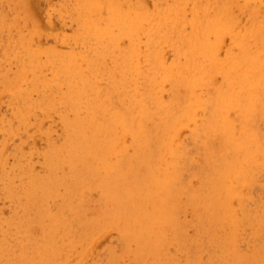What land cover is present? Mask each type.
Returning a JSON list of instances; mask_svg holds the SVG:
<instances>
[{
	"label": "rangeland",
	"instance_id": "obj_1",
	"mask_svg": "<svg viewBox=\"0 0 264 264\" xmlns=\"http://www.w3.org/2000/svg\"><path fill=\"white\" fill-rule=\"evenodd\" d=\"M119 1H121V2H119ZM111 2L114 3V4L112 3L113 5L117 6L116 8H120L119 4H121V6H123V7H121V10L118 9L116 12H113V10L115 8L112 10L113 7H111V6H113V5L112 4L110 5ZM115 2H117V4H115ZM109 5H110V7H109ZM257 6H258V4L256 5V3L252 2V1H248V0H244V1H242V0H229V1L228 0H0V156L2 157L0 159V215L2 214L0 216V221H1L0 222V234H1L0 235V240H4V241H1L0 245L1 244L2 245L4 244V246L6 245L4 247L5 251H4V249H2V250L0 249V250L2 252L4 251L5 253L8 252L6 250H8V249L10 250V252L7 253V255L8 254L10 255V257L7 256V255H3L2 252L0 253V257H1L0 258V264H5L4 262H6V261L7 262L9 261L10 264H15V263L17 264V262H19L18 259H20L22 257V255H23V257H25L26 255H29L30 258H31V260H29L30 259L29 258L27 261L24 260L25 258H22L24 260V262H25L24 263V262H22L23 260H21L22 264H28V261H29V264H31V263L41 264L40 261L42 259L40 258V254H39V256L37 254L39 249L36 250L37 252L33 251V253H32L31 251L33 249H35V246H37L38 243H40V241L42 240L41 238H43V235H42L43 232H41V231H43L42 230L43 228H46V226L44 227V225H47V228H48V226L51 227L52 225L56 224V222H57L56 220H59V222H57L56 225L61 223L59 228L63 226L62 221H64L63 223H65V220L67 222V225H68V223L70 225L72 224L71 225V229H70L72 231V233L73 232L75 233V231H73V229H74V230H76L78 232L77 234L85 231V233H87L86 235H88L90 232H92L93 235H97V237H95V236L93 238L91 237L90 241L88 240L89 242H93V243H89L87 248H86V245L84 244V242H82V244L85 245V247L83 248L85 253L84 252L83 253L80 252V253H82V254H80L78 252L77 254H78L79 257H77V258L75 257L74 258V255L76 254V251H77V250L74 251V249H79L80 247H82V246H80L81 244H79V245H77L75 247L76 239L78 238V237H76L77 234L76 233L74 234V237H76L75 245H74L73 244L74 241L72 240V237H71L72 234H71L70 231L69 232H70L71 235L70 234L67 235L66 233L65 234L61 233V235H65L64 236L65 238L66 237L68 238V236H70L71 238L70 237L69 238L73 241L72 242V241H70L68 239H65L66 242L67 241L68 242L70 241L69 243L72 242L71 244L73 245L72 247L74 248V249L73 248L72 249L75 252L72 255L73 257L70 258V261H69L68 264H70V263L74 264V262H76V261L77 262L75 264H78L82 260L83 256H84V258H86V262L87 263L85 262V260H82L83 262L81 261L80 262L81 264H84V263L85 264H88V263L89 264H91V263H93V264H104L105 262H106L105 264H112L111 262H113V260H114V262H116L117 260L116 259H112L111 257L116 256L118 253H119V256L117 255L118 258L116 256V258L118 259L117 264L125 263L128 259L129 260L127 261L128 262L127 264H142L144 262L143 261L144 257H141V256H144V255L142 254V251H141V253H139V252H140V250L143 249L142 247H144V245H140V242H138V241H137V244L138 243L139 244L138 245L136 244V245L139 246V247L141 246L140 248H142V249H140L139 247H136L135 245H132L133 243H135V241L134 242L132 241V240H134V238L132 240H130L129 238L131 236H129V238L127 236H128V233L131 230H133L132 228H134V227H132L131 224H127L126 222H125L126 223L125 225H124V222H122V223H120V222L122 221L121 218L125 219L124 215H126V216L129 215L128 213H130L131 216H129V217H131V218L127 217V219H125V220H128V219L131 220L132 218L135 217L134 213L131 212L132 211V207H131V210H130V206L129 205L132 204V203H130L131 200H132V202H135V203L137 202V200L135 198L134 199H130V198L138 197L137 195L141 194L139 192H144L143 188H145V187L143 186V184L145 182H149L148 180H146L147 176H144V175L146 174L145 171H147V167L150 164L151 160H153V162H154V160L156 159L157 153H158L157 152L158 146H157V149H156V147L154 145V144H156L157 134H158V136H160L159 132H160L161 129H158V128L163 127L160 124L164 125V123L165 124L168 123L170 121V120H168L169 118L174 119L175 124H173L172 122L171 123L173 125H175L176 127H177V125L179 126V123L181 124V122L186 123V124L183 125V126L186 125L185 126L186 128L184 127V129H183L182 128L183 126H179L178 127L179 129L177 131V134L180 133V131L182 130L181 131L182 135L178 134L179 137H178V135L176 136V138H175L176 139L175 140L176 143L173 144L175 146L179 142L178 143L179 147H182V146H180V144L181 145L184 144L185 149H184V147H183V149L182 148H178V149H181L182 151L185 150L186 152L185 151L184 152H185L186 156H183L184 152H182V151H181L182 154L176 153L177 151H175L176 157H177V159H176L177 161L174 159L175 162L174 161L173 162L175 164H177L176 162H178L179 159L181 158L180 161L182 160L181 161L182 165L180 163H178V165H179L178 169L176 168L178 166H176L175 164H173V165H174V172L177 169V172L180 173L184 169L183 172H182L183 174L180 175V178H179V175H178L179 173L175 172L177 174L176 176H178V179H177L178 181H176V180L175 181H176V186H177V183H179L181 185V188H183V189L185 188L184 190L186 191L187 195H185L186 194L185 191L183 192V189H181L180 186L178 185L177 189H179V191L176 194L173 192L174 195L171 198V203H170V198L166 202L167 206L170 203V207H168V208H169V211H171V212L169 213V211L167 210V206H165V207H166V211H168L167 213L171 214V215L174 213L172 210H175V213H174L175 216L173 215L172 218H174L175 220L176 219L179 220V222L181 224H184L185 222L186 223L184 225H181L179 222H177V225L179 226L178 227L176 225V223H175L177 220L176 221L173 220V222H174V225H173V228H172L173 230L169 226V228L166 231V234H168L167 236L169 237V235H170L169 232L170 231H171V233H172V231L174 232L175 231L174 230V226H177L178 229H176L177 227L175 228L177 230V234L175 233L177 236L174 235V233L171 234V236L174 235V237L175 236L177 237V238L175 237L176 238L175 243H174V240H172V237L171 238L169 237L170 238V240H169V239H167L168 237L166 236L167 238L163 239L164 242H163V240L161 241L164 244L160 243V246H158L159 248L161 247L160 249H161L162 252L164 250L163 247L168 251L167 252V251L164 250L163 253H164V255H167L169 253L168 255H169L170 259H169L168 256H166V258H164V255L161 254L162 252L160 250L159 251L161 253L159 252L158 254L161 255V256L163 255L162 258H163L164 261H167V263L169 262L168 260H171V257H172V260L168 264H171V263L175 264V262H176V264H184V262L185 263L186 262L187 263L190 262L189 264H193L192 261L195 262V258L197 259V256H194V254L198 255L199 252H200L199 255H201V258H202V259L199 260V263L204 259V256H205V258L207 257V259H208L209 253H210V255H209L210 257L213 256V255L215 256V252L216 251H217L216 257L220 255V253L218 254L219 251H221L222 253H224L226 255L229 254V252H227V250H225L226 253L223 252L224 249L221 248L222 245H223L222 244L223 242L222 243L220 242L221 239H220V241H218L219 240L218 239L219 235H217V234H219V231L222 234L226 230H224L222 227L221 228L219 227L220 229H218V231L216 232V235H217L216 236L214 234L215 230H217L216 229V227H217L216 224L212 225L211 223H214V221L213 220L211 221V220L207 219V216H209L211 214L206 209H205L204 212L202 211V209H204V207H205V204H204V207H203V205L202 206L200 205L201 206L200 207L199 205L194 204L191 201L192 200L191 198L188 199V195L191 192H193V191H194L193 193L200 192L201 189L205 186V183L207 185V182H206L207 179L205 181L204 178H207L212 173L211 170L213 171L216 168L218 169V167L216 165H213V163L217 164L216 162H219V161L222 160L221 158L224 156V153L228 150V148H233V144L232 143H227L226 141H224V138H226V136L228 137V135H229V136H231L233 138L234 137L236 138V137H239L240 135H242L244 133V131L245 132L248 131V133L251 132V135L256 140H257V138L259 136H261V137L258 138L257 141L256 140L255 141H256V143H258V141H260L259 144L264 145V143H262L263 141H261L262 139H264V127H263L264 126V82H263L264 81V78H263L264 77V72H263L264 71L263 70L264 69V63H263V65L251 66L253 64L252 59H251V55L253 53L258 54V51H260L261 53H264V15H263L264 14V6H261V5H259V7H257ZM108 7L111 8L112 11H110V10L108 11ZM124 7H125V9L130 7L129 8L130 10L127 9L128 12H125V10H122V8L124 9ZM134 8L137 11L146 12L145 13L146 17L149 16V18H147V20L148 19L152 20V21H147L146 20L147 22L146 21L144 22V20H143V24H146V25H143V29L145 30V32L143 34L145 36H142L143 35L142 34L143 29L138 35L139 36V38H138V42H139L138 46L140 47V48H138L139 49V58L141 56L140 54L143 53L141 58L144 55H146L144 58H142V60L146 59V61H147V62L144 61V60L142 61L140 59L139 65L143 64L141 66L143 69H141V67H140L139 71H137V72L139 73L141 71L140 72L141 74H139V77H141V75L143 77L139 78V82L138 83H136V80H137L136 78L138 77V73L135 72L136 76L134 75V77H133L134 78V82H135L134 83L135 89L136 88L139 89L138 91L136 89V91H137L138 95L141 96V100L142 101L145 100V102L143 101V103L146 104L145 106H144V104H141V102H142L141 100L139 101L138 99H134L133 97H132L133 98L132 99L130 97V95H132V92H133L132 91L133 86L128 88V86L126 87V85L122 84V81H123V79H122L123 76L121 74V69H123L122 61H124L123 60L124 55L127 54V51L125 52L124 50L127 49L128 44L126 45L125 48L122 47V43H121L122 37L120 36V33H119L121 31V30L119 31V28L120 27L122 28V26H119V27L116 26L118 29L115 27V22L117 23V22L120 21L119 17H116V16L122 17V14H124V13L127 14L129 12H130L129 15L133 16L134 13L137 12ZM131 9H134L135 12H134V10L132 12ZM118 11H120V12H118ZM107 12H111V13H107ZM112 12L114 13V15L113 16H109V14H111V15L113 14ZM147 12L149 13V15L147 14ZM86 13H87V15H86ZM116 13L117 14L121 13V14L120 15H115ZM131 13H132V15H131ZM129 15H123V16L128 17ZM163 15H169V16L168 17H163ZM251 15H252V17H251ZM257 15H258V17H257ZM83 16H84V18L86 16V18L84 19ZM106 16H107L108 19L106 18ZM254 16H256L255 19H254ZM111 17L112 18L114 17L112 22L110 20ZM213 18L221 19V20H223V24L225 23V25L220 28L218 33H217V31H214V30L209 31V30L206 29L207 25L210 23V21ZM94 19H95V21L93 22ZM118 19H119V21H118ZM163 19H165V20H163ZM88 20L90 22L92 20V22L94 23V26H93V23L91 25H89L90 29H89L88 24H87ZM108 20H109V23H108ZM114 20H115V22H114ZM153 21H155L156 25L154 24ZM238 21H239V24H238ZM160 22H161V24H160ZM104 23H106V24L103 25ZM150 23H153V24L150 26ZM84 24L86 25V27H85ZM95 24H99L98 28H97V25H96V29L94 28ZM100 24L105 26V27L109 25L110 26L109 31H111V32L107 31L108 28L106 29V32H105L104 31L105 27H103V26L101 27ZM117 24H119V23H117ZM127 24H128V22H127ZM121 25H122V23H121ZM158 25H159L160 28H157ZM92 26L94 28V30L92 28V30L94 32H91V27ZM112 26H113V28H112ZM128 26H129V24H128ZM148 27L149 28L153 27V29H151L152 32H151V30L148 29ZM145 28H147L148 30L145 29ZM232 28H234V29H232ZM240 28H242V29H240ZM261 28H262V30H261ZM86 29H89V30H86ZM101 29H104V30H101ZM111 29H114L113 32L114 31H118L117 34L115 32V36L117 35V37L119 36V38L121 37V39H118L117 37H115V39H114L113 38L114 35H112V36L108 35L109 33H113ZM161 29H162V32H161ZM223 29H226V30H223ZM95 30L97 31V33L95 32ZM86 31H87V34H86ZM98 31H100V32H98ZM103 31L105 32L104 33L105 38H104V35H102ZM148 31H150V33ZM223 31H225V32H223ZM230 32L233 35H231ZM84 33H85V35H84ZM151 33L154 34L153 36H151V38L149 37L150 38L149 41L151 43V44L150 43L149 44L152 45V46L147 44L149 46L147 48L146 43H148V42H146V40H145L144 42H146V43H143L142 41L144 39L148 40V38H146V36L147 35L150 36L149 34H151ZM140 34H141V37H140ZM229 34H230V36H229ZM21 35H23V37ZM98 35H100V36L102 35V37H99ZM205 35H206V39H204ZM217 36L219 37V39H218ZM221 36H222V38H221ZM243 37H245V38H243ZM21 38L23 40H21ZM153 38H155V39H153ZM234 38H236V39H234ZM152 39L154 41H152ZM140 40H141V42H140ZM156 40H158V41H156ZM208 40L210 41L212 47H210L211 45H209L210 43H208ZM153 42H155L156 44L154 45ZM233 42H235V43H233ZM91 43H92V45H91ZM214 43L215 44L218 43V45H219V46L218 45L216 46L218 51H216L215 53L213 52V50L215 51V49H212V48H214V45H213ZM236 43H238L237 46H236ZM163 44H165V45H163ZM206 44L209 45V46H207ZM113 45H114V47H112ZM202 45L205 47V49H204V47H202ZM144 46H145L146 49L144 48ZM223 46H224V48H220V47H223ZM155 48H158V51H157L158 53H156V54H155ZM140 49L141 50L145 49V51L148 49V52L146 51L147 54H146V52H141ZM149 49H151V50H149ZM72 50L75 51V53ZM174 50H176V53H175ZM204 51L206 53H204ZM166 52H167V54H166ZM76 53H77L78 56L76 55ZM172 53H173V55H172ZM67 54L68 55L71 54V55H69V57H68ZM163 54L166 56V58H165V56ZM116 55H117V57H116ZM147 55H149V58H148ZM72 56H73L74 60H72ZM76 56H77V58H76ZM152 56H154L155 58L153 57L154 58L153 59ZM63 57H65V58H63ZM86 57H87L88 61H87ZM160 57H162L161 60L163 59L164 60L163 63H165V64L162 63V65H160V67L162 66L161 68H159V67L156 68L159 65ZM176 57H177L178 60L176 59ZM76 59H79V60L81 59V60H80V62H79V60H77L78 61L77 62ZM89 59L91 60V62H90ZM148 59H149V61H148ZM169 59H170V61H169ZM70 60H72V63L75 66L72 65V64H71V66L69 65L70 63H68V61H70ZM165 60L166 61L168 60L167 64H166ZM172 60L175 62V64H174V62H172ZM145 62L148 63L147 65H149V66L153 63V67L151 65V69H153V70H151V69L149 70V68H150L149 66L145 67L146 66V65H144ZM157 62H158V65H157ZM88 63H89V65L90 64L91 65L90 66L87 65ZM80 64H83L82 68H84L85 71L81 68ZM214 65H215V67H214ZM78 66H79V69H77ZM86 66H88V67L86 68ZM217 66H220L221 70ZM67 67H68V69H67ZM63 68H65V70ZM80 68H81V70H80ZM88 68H90V73L88 71ZM172 68H174L173 71H172ZM32 69L35 72H33ZM71 69L74 72L73 71L69 72ZM74 69H76V70H74ZM165 69L169 70L170 73H169V76H166L165 79H163L162 76H161V73L163 74V72L161 70L164 71ZM67 70H69V71H67ZM78 70H80V71L83 70L82 71L83 74L80 71L78 72ZM91 70H92V72H91ZM93 70L94 71L97 70V71L93 72ZM145 70H146V73H145ZM158 70H160L159 73H157V74H159V76L161 77L160 78L161 79V83H160V79L158 81V77L159 76L157 74H155ZM63 71H66L68 74L65 75L66 73L63 72ZM154 71H155V73H154ZM234 71H237V72L242 74L241 78L238 81H233L228 75L230 73H233ZM85 72L87 74L89 73L88 75H89V77H91V81H90V78L87 76L89 81L91 82V83H89V85L90 86L93 85V87L95 86L97 88V89H94V91H93L92 87H90V86L88 87V82L86 83V81L88 79L85 76L87 74L84 75ZM96 72H98V73H96ZM173 72H174V74H173ZM25 73H27V74L25 75ZM34 73H35L36 76L34 75ZM71 73H72V75L70 76ZM91 73H92V75H91ZM225 73H226L227 76H225ZM254 73H256V74H254ZM73 74H78V75L81 74L80 76L77 75L79 77V79L82 78L80 80L78 79L80 82L77 80V77L74 78L75 76H73ZM105 74H106V76H105ZM190 74L192 75V77L196 78V84L193 86V88L195 87L194 94H196V98L191 100L193 105L191 104V102L188 101V96H190V94H191V90H192L191 88L192 87H190V82L186 81V77L190 76ZM45 75H46V77L48 79L45 77ZM243 75H245V76L243 77ZM65 76H67V77L70 76L71 79L68 77L69 79L67 78V80H66ZM42 77H43V79H42ZM92 77H94L95 79L92 78ZM103 77H105L106 80H104ZM155 77H156V80L159 83L156 82ZM246 78L251 79V83H254L255 86L253 88L247 83V81L245 80ZM54 79H56V80H54ZM93 79H94L95 83L92 81ZM96 79H99L100 81L96 80ZM140 79H142V80H140ZM149 79H151V80L149 81ZM76 80H77V82H76ZM81 80H83V81H81ZM189 80H190V78H189ZM14 81H17V83L14 82ZM55 81H56V83H55ZM96 81L100 82L102 84H100L98 86L99 83L96 84ZM118 81H119V84H118ZM211 81H213V82H211ZM36 82H38V83H36ZM49 82H51V83H49ZM82 82H83V84H82ZM187 82H188V86H189L188 88H190V92H189L188 88H186L187 87V85H186ZM214 82L215 83L219 82V83L215 84ZM1 83H3V84H1ZM111 83H113V84L116 83L117 85H114V86L112 85L111 86ZM139 83H141V84H139ZM76 84H77V86H76ZM94 84H96V85H94ZM138 84H139V86H138ZM34 85H35V87H34ZM41 85L43 87L40 89ZM59 85H61V86H59ZM73 85H74V88H76V91H78L77 87L78 88L82 87L81 90L85 89L86 93L90 94V95H87L86 93H84L85 91H81V93H79V95L82 96V97L85 94L84 97H83V100H82L81 97L78 96V98H81V100L84 102V105L81 104V102H78L77 98L73 97V95H74L73 93H75V89L73 88ZM120 85L121 86L123 85L122 86L123 88L119 87ZM142 85H144V87ZM160 85H161V87L162 86L165 87V85H166V87L165 88H160L159 87ZM36 86H37V88H36ZM65 86H66V88L68 86H70L71 88L68 87V89L70 88L68 90V89L65 88ZM97 86L100 87V88H98ZM141 86L143 88L142 91H141ZM155 86H156V88H154ZM17 87H19L20 89L17 88ZM33 88H35V89H33ZM43 88H45V90ZM89 88H92V91ZM125 88H127V90H124ZM146 88H147V90L145 91ZM158 88H160V89L158 90ZM168 88H170V89H168ZM198 88H199V91H197ZM36 89H38V90H36ZM72 89H73V93H71ZM89 90L92 92V94H93V92L94 93L95 92L96 93L100 92V93H98L99 97L101 95H103V97L104 98L106 97V98L105 99L103 97H100L101 99L97 98L98 96H96V93H95L94 95L96 96V99H98V101L99 100L100 101L98 102L96 100V103L97 102L98 103L95 104V102H94L92 104V100L94 99V97H93L94 95L91 96L92 94H91V92ZM154 90L158 91L159 94L157 95L156 91H154ZM187 90H188V93H187ZM79 91H80V89H79ZM103 91H104V93H103ZM124 91H127V93H129V94H127V93L125 94ZM63 92L64 93L66 92L65 93L66 95ZM105 92H106V94H105ZM123 92H124V94H123L124 96L125 95L126 96L129 95L127 97L131 98L132 100L129 99V98L124 97L122 95ZM161 92H163V93L161 94ZM168 92L169 93L172 92V94H168ZM184 92H186L187 94L184 93ZM240 92L242 93L241 96H240ZM67 93H68V96L70 95V97L67 96ZM81 94H83V95H81ZM179 94H181V95H179ZM18 95H19V97H18ZM62 95H64L66 98L64 96H62ZM86 95L89 97V102H88L89 105H88V103L85 104V101H88L87 100L88 97ZM106 95H108V98L110 100L109 103L107 102L108 98H107ZM142 95H144V96H142ZM71 96L73 98H75L76 100H73V98ZM206 96H208L209 98H207ZM238 96H239V99L237 98ZM91 97H93V98H91ZM119 97H121V99L122 98L126 99V102L128 101V99H129V101L131 100V103H132L133 100H136L137 102H135V104H132V106L130 105L131 107H133V109L130 107L129 110H131V111H128V107L127 106L129 104H127V103H129V101L126 103L125 100H124L125 103H123L120 100ZM61 98L63 99V101H62ZM142 98H144V99H142ZM168 98H169V101H168ZM241 98H244V99H241ZM114 99H115V101H114ZM146 99H148V100H146ZM157 99L159 101H157ZM181 99H184V101L181 100ZM220 99H221V102H222L223 105L221 104V102L219 103ZM222 99H224V100L225 99H229V100H227L228 102L225 103L227 105L226 106L227 109H225V105H224V102H223ZM236 99H238L237 102H236ZM245 99H247V101H245ZM52 100H53L54 103H52ZM101 100L103 102L105 101L107 103H105V102L103 103V102H101ZM206 100H208L209 103H205ZM23 101H25V102H23ZM41 101H43V102H41ZM46 101H48L47 104H46ZM94 101H95V99H94ZM117 101L122 102V103H118ZM186 101H188L189 105H191V109L193 108L192 110H195V111H193V114L191 113L192 117H195V113L197 114V110L200 109L202 106L203 107L207 106V107L205 108L204 111H201V110H203V107H202L200 109V111L198 112L199 115H196L197 117H195V118H191L190 119V117H191L190 114H189V116L187 114H184L185 117H186V115L188 116L186 119H188V118L190 119V120L187 121V120H184V117L182 116L183 115L182 114V115H180V117H183V118H181V119H183V121L181 120L180 122H178L179 121V119H178L177 122H176V119L179 117L178 115L180 114L179 112L182 111L183 105L185 103H188ZM217 101H218L219 104H221V107L222 106L224 107V109L226 110L227 113H228V111L231 112V110H232V113L227 114V117H226L225 116V114H226L225 110L224 109H222V110L218 109L219 104H217V105L215 104V103H217ZM241 101H243V102H241ZM55 102H58V103H55ZM154 102L156 103V105H155ZM148 103H150V104H148ZM160 103H162V104H160ZM170 103L173 104V105H171ZM194 103H195V105H194ZM210 103L212 105V108L210 106ZM236 103H238V104L241 103L242 104V105L239 104V106H241V107H239L240 110H239V108L238 109L236 108V107H238L237 106L238 104H236ZM49 104H50V106H49ZM76 104H77V106H80V107H77ZM94 104H95V106H94ZM103 104H105V107H103L104 106ZM108 104H110V105H108ZM123 104H127V106H126L127 110H126V108H124V106H122ZM158 104H159L160 107H158ZM228 104H230V105H228ZM92 105L94 106V108L92 107ZM133 105L135 107L137 106L138 110L140 109L141 113L140 112L139 113L141 115L144 114V111H145L144 108H146V110H147V109H149V105H150V109L152 107V109H151L152 111L151 112H153L154 114L149 112L151 114V117H149V119L150 120L152 119L153 121L152 120L150 121L149 119H147L148 118L147 115L150 116L149 113L148 114L145 113L147 115L144 114V116H141V118L143 120H141L140 123H142L143 121H146V120H147L146 123L147 122L149 123V124L147 123L148 125L146 123H143L144 125L141 126L142 129H144V132L141 130V128L139 126L140 123L138 122L141 118L138 121L136 120L139 128H138V126L137 127L135 126L136 128L133 127L134 128L133 131H135V132L139 133L140 131H138V130H141V132L139 133V135L141 136L140 141H144V142L146 141V144H143V148H141L142 150H137V149H140L139 147H141L140 145H142V144H136V142H135L136 140L135 139H134L135 141L132 140L133 139L132 137H135V135H134L135 132L132 131L133 135L129 133L128 134L129 137L127 136V139H128V141L130 140V143H128L127 145L125 144L124 148H122L124 143H123L122 146L120 145L119 149L122 148V150L123 151L125 150V151L122 152V150H121L122 154H119L121 152H120V150L118 152V147H117V148H115L117 150H114L116 152H113L114 154L117 153L116 155H112L111 153L109 154L110 155L109 156L110 159L111 158H113V159L114 158H116V159L118 158L119 160L118 159L117 160L119 162H115L114 161L115 159L114 160L113 159L110 160L107 157V160H108L107 163L108 164H106V165H110V166H108L109 170L113 169V165L115 166L113 170H115L116 176L118 178H120V179L116 178L119 183H122V184L126 183L125 185H127V186H130V184L132 183L134 186L133 185L130 186V189H131V187H133L131 189V192H128V191L126 192L125 191L128 196L120 197L119 201L113 200V197H115V195H112V194H116L117 193V192H113V189L115 191L116 190L120 191L119 189L121 187H124V190H126L125 189L126 186L125 185L122 186V184L121 185L118 184L116 186V188H115L114 187L116 185V183H115L114 186L112 185V187H110V188H113V189H110V191L112 190V193L109 191V189H107V187H106V189H107V191H106V189L104 187V184H106V182H108V181H109L108 183H112L113 180H114L113 181V183H114V182H116L115 181L116 179H113V178L111 179L110 178L112 180L110 182V180H107L108 178L105 177V175H104V174H106V172L99 171L100 174L98 173V175H99L100 180L101 179H104V180L106 179V181H100L102 187L98 186L99 183H97L98 184L97 186L100 187L99 189L100 190L105 189L104 191L107 193L108 197H105L106 193L104 191H102V192H104L103 193L104 195L102 197L104 199H107V200H104L102 197L99 198L102 195V192L101 191L97 192V191H99V189H96L98 187H95L96 183H94V182H96V180H97V182L99 180V179H97L98 175L96 174L98 171L95 172V175H97V176L93 177L91 175L94 179L91 176L89 177L88 175L92 174L93 171L95 170L94 168H95L96 164H98V163H94L95 166L92 165V164H93V162L96 161L95 159L98 157V155L105 148L102 145L103 141H101L102 144L99 141L100 140H106L107 138L109 139V137L107 135L106 136L107 138H105V136H104L105 139H102L103 136L100 137V136H98V134L102 135L100 133H103V132H100V133L97 134L96 137L97 138L100 137V138L98 139L99 141L96 138V141H97V143H100L99 146L102 145L103 149H102V151H100L101 148L98 147V144L95 142L94 145H93V142H92L91 145H90V147L92 149H93V147L96 144H97L96 147H98V150H95L97 148L94 147L95 151H93V152H95V156L92 155L93 158H91V156H90V154H94L93 152L91 153V150H90L91 148H89V149L87 148V150H90L89 151L90 153L89 152L87 153L86 149H84V150L83 149H79L78 146L82 142V141L80 142V139H79L80 143H78V141H77L78 145L76 144V141H75V144L77 145L76 146L77 150L78 149L79 150H83L88 155H84V154L82 155L81 153L79 154L78 153L79 150L78 151L74 150L75 153H73V148H71V147L74 144L73 143L74 141H70V140H72L76 135L73 138L70 137L69 138L70 139L69 140L70 143H68L67 140H68L69 135L67 136V134L68 133L70 134V132H69L70 130H68V129L69 128L72 129L71 130V134L73 132L72 135H74L73 125H74V122L76 120L72 119L73 121L75 120L74 122H72L71 118H75L77 115L80 116L84 112L82 114H81V112H79V113L76 112L77 114L76 113L72 114V111H76V110H74V108L76 107L77 111H79V108H80V110H82V111L85 110L86 111L85 115H88V112H90L92 110L94 114L98 113V118L100 119V117L102 115V113L100 111H103V110L106 111L105 114L103 113V115L104 116L106 115V117L108 118L110 115H113V114L115 115L114 111L117 108L116 109L117 112L115 111L117 113V115L118 114H121V115L123 114V116L125 115L124 117L126 118V116H127V118L126 119H124V117H121V118H123L125 121L126 120L129 121V118H131L130 114L136 115V114H133L134 111H136L138 113V111L135 110V107ZM89 106H91L90 107L91 110L89 109ZM109 106H111V108ZM138 106H140L143 109V114H142V109L140 107H138ZM192 106H195V107H192ZM199 106H201V107H199ZM229 106H230V108H229ZM256 106H258V107H256ZM82 107H83V109H82ZM153 107H154V109H153ZM87 108L90 111L87 110ZM108 108H109L110 111L108 110ZM213 108H217L221 112H223V110H224V113H225L224 116L226 117L225 121H223L224 120L223 114H222V116H223L222 118L223 119L220 118L221 115H217L218 113H221V112H219V111L214 112L213 111V113H211ZM27 109H30V110H27ZM69 109H70V111H69ZM150 109H149V111H150ZM241 109L243 111H241ZM124 110L126 111V113L124 112ZM156 110H157V112H156ZM209 110H210V113H209ZM257 110H259V111H257ZM118 111H120V112H118ZM132 111H133V113H132ZM110 112H111V114H110ZM127 112H129L130 114L127 113ZM145 112H147V111H145ZM176 112L178 113V115H177ZM202 112H204V114L209 113V114H214V115H211L212 117H209L210 116L209 114H207L208 115L207 116V115L202 114ZM107 113H109L110 115L108 116ZM181 113H183V112H181ZM155 114H157V115H155ZM174 114H176L175 118L177 116L176 119L174 118ZM215 114H216V116H218L217 119L215 117H213V116H215ZM230 114H233V115H237L238 114V115L237 116L231 115L230 118H228ZM137 115H139V114H137ZM153 115H154V117H153ZM203 115H204V117L205 116L206 117L203 118ZM245 115H247V116H245ZM145 116H147V118H145ZM155 116L156 117L158 116V117L155 119ZM240 116H241V118H240ZM65 117H68V119L65 118ZM82 117H84V115ZM85 117L87 118V116H85ZM199 117L201 119H199ZM258 117H260V118H258ZM79 118H81V116ZM107 118L104 119V117L102 116L103 120L101 119V120H98V121L100 123L102 122V123L105 124V123L109 122V121H107L108 120ZM138 118H139V116H137V119ZM207 118L209 120H207V122H206L205 119H207ZM82 119H84V118H82ZM213 119L214 120L216 119V122L219 120L218 121L219 123L224 122L223 124L225 125L226 130H223V132H219V133H217V132L213 133V130L210 128L211 123L214 121ZM84 120H85L84 122H86L87 119H84ZM104 120H106L107 122L104 121ZM194 120L197 121L196 127H194V125L196 124ZM199 120L204 121V126H203V124H201V121H199ZM258 120H260V121H258ZM189 121L192 122L190 129H188L189 126H190V125H188V124H190ZM220 121H222V122H220ZM255 121H257V122H255ZM68 122H69V126H71L72 128L68 126V124H67ZM130 122H131V120H130ZM154 122H157L156 127H155L156 123H154ZM199 122L203 126L202 130H201V127H200L201 125H198ZM232 122H234L233 125H232ZM70 123H72L73 125H71ZM171 123L169 122V124H167V125H170ZM215 124L216 123H214L213 125H215ZM187 125H188V127H187ZM205 125H206V127H205ZM219 125H222V124H219ZM256 125H257V127H256ZM145 126L148 129H146ZM197 126H199V127L197 128ZM238 126H240V127H238ZM211 127H213V126H211ZM191 129H194V130L191 131ZM198 129H200L201 131L198 130ZM258 129H259V132L261 131L262 133L260 132V134H258ZM76 130H77V128H75V131ZM131 130L129 129V132H131ZM149 130H150L151 133L149 132ZM183 130H185V131H183ZM108 131L110 132L109 128H108L107 132L104 133L103 135H106L108 133ZM252 131L255 133V135H257L256 137L253 135ZM148 132L151 135V136L149 135V138H147ZM110 133H108V134L111 135V137L113 136L112 134L115 135V133H112V134H110ZM143 133H145V135ZM194 133H197V134L195 135ZM235 133L237 135H235ZM71 134H70V136H72ZM183 134H185V135L183 136ZM221 134H223V135H221ZM125 135H127V134L125 133ZM130 135H132V136L130 137ZM194 135L196 136V138H195ZM197 135H198V137H197ZM77 137H75L73 140H75ZM78 138H80V137H78ZM113 138H111V139H113ZM143 138H147V140H145ZM193 138H195L194 139L195 141L193 140ZM124 139H126V137ZM148 139H150V140H148ZM154 139H155V141H154ZM76 140H78V139H76ZM110 140H108V141H110ZM182 140H183V144L181 142ZM108 141H105V142H108ZM133 142H135V143H133ZM64 145H65V148H64ZM74 145H73V147H75ZM85 145L86 144H84V146ZM136 145H138V146H136ZM197 145L201 146V147H196ZM84 146L80 145V148H82ZM150 146L153 147L152 150L155 149L152 153H151V147ZM57 147H58V149H57ZM86 147H88V146H86ZM125 148H127L128 150H126ZM148 148L150 149V151H148L149 150ZM68 149H72V151L70 152ZM132 149H134V150H132ZM56 151H58L57 153H58V155L60 153V155L58 157L57 156L56 157H52V156H54V153ZM68 151L70 153H68ZM96 151H97L98 154H96ZM133 151H135V152L132 153ZM139 151L141 153H143L144 155L147 154V155H145L146 157H148L147 160L156 154L154 156L155 158H151V160L149 159V161H150L149 164H148V161H147V163L145 162L146 164H148L147 167H145L146 169L143 168V166L146 165L145 163H143L144 162L143 161L144 160L143 154L141 155V153ZM142 151H144V152H142ZM62 152L63 153L65 152L67 154L63 155ZM76 152L79 154L77 156H80L81 161L85 160V158H86V163H87V160L89 161L88 165H90L92 163L90 168L91 167L93 168V166H94L93 171H91L89 168H88L89 170L87 169L88 165H86V163H85L86 166L85 165H82V166L79 165L81 163V161L77 163V159L74 161V163L76 162L75 164H78V166L76 168L75 164H73V159H72V158H75L76 155H74V154H77ZM136 152L137 153L139 152V155H138L140 157L139 159H138V156L136 155L137 154ZM145 152H150L149 156H148V153H145ZM155 152H157V153H155ZM68 154H69V158H71V159H68V157H67ZM70 154L72 156L74 155V157H71ZM101 154L99 156H101ZM118 154H119V156H118ZM96 155H97V157H96ZM129 155H131L132 157H130ZM190 155L193 158H194V155H196V157L194 158L196 161L193 160V158ZM220 155H223V156L220 158ZM50 156H51V159L53 158V160L54 159L55 160L54 161L53 160L49 161L50 160ZM82 156L83 157L86 156V157L83 158ZM115 156H118V157H115ZM128 156H129L130 159L127 158ZM13 157H15V158H13ZM64 157L65 158L67 157V160H70L69 165L66 163L67 160H65ZM94 157H95V159H94ZM178 157H180V158H178ZM188 157H189V159H188ZM190 157H191V159H190ZM91 159H93V160H91ZM97 159H99L98 162H100V158H97ZM133 159H136V160H133ZM218 159H219V161H218ZM127 160L130 163L128 165L129 166L131 165L133 167V169L130 168L131 171H127V175H126L127 176L126 177L127 181L126 182L125 181L121 182V180H123L125 178V174L123 173V170L125 169L124 167L127 165L126 164ZM131 160L134 161V162L141 160L142 163H141V165H139V168H138V166H135L134 165L135 163L132 162ZM189 160H191V162H189ZM91 161H93V162H91ZM113 161L115 162L116 165L117 164L118 165L116 166ZM192 161H194V162H192ZM83 162H85V161H83ZM109 162L110 163L112 162L113 165L109 164ZM53 163L56 165V167H55V165ZM70 163H71V166H70ZM136 163H138V162H136ZM81 164H83V163H81ZM99 164H101V162ZM139 164H140V162H139ZM183 164H185V165H183ZM60 165H61V167L64 166V168L62 167L64 169L63 171L61 170L62 168L59 169ZM119 165L122 168L121 169H119L120 167L117 168L120 171L119 173H117L116 167H118ZM128 165L126 166V170H128ZM204 165L206 166V168L203 167ZM258 165H260L259 162L257 164H254V166H253V164L248 166V168L250 167L249 169H251V172L247 168V173H250L249 177H251L253 179L255 177L254 175H256V178H254L253 181H252L251 178L249 179L248 175L246 174V175L243 176L244 177L243 179L241 177V179L244 180V181L242 183L239 181V184H236V186H237V191L236 192H238L240 194L243 191V193H241L242 196L238 194V195H235V197L240 196L241 199L239 197H237V198L234 197L235 199H233V197H232L231 201H230V202H233L232 204L234 206L236 205L235 208L238 207L237 209L240 210V211L238 210V212H239L238 220L241 219L240 215L242 216V218H243V216L246 218V216L248 217V214L250 212H251V214H253V213H254V215L256 214L255 216L249 214L250 217H248V219H247L248 220V224H247V220L244 219V218L243 219L246 220V221H240L241 223L238 222L240 225L241 224L242 225L241 226L237 225V231H236L237 237H238V235H241V236L244 235V236H243V238L240 237L239 240H237L239 237L236 238V236H235V240H237L236 242L239 243V244L237 243L239 246H237V244H235L236 242L233 243L235 245L232 244L234 247L230 246V247H233V248L240 247L241 249H238V250H241V251L243 250V251L241 252V251H237L235 249L236 253H238L239 255L241 253H242V255L245 254L244 257L247 256L245 258H249L248 261L252 260L254 257H256L255 255H257L256 252L254 253V251H257V248L261 245V241L259 243V240H260L259 237H261V239L264 241V227H263L264 226L263 225L264 222H262L263 221L262 218H261L262 221L260 222V217L264 216V214L262 215V213L264 211V209H263L264 206L262 208H259V207H261V205H264V170L261 168V166H258ZM14 166H15V168H14ZM74 166H75L76 170L74 169ZM80 166L83 169H81ZM101 166H103V164H101ZM212 166H214V168ZM69 167H71V168H69ZM96 167H98V166H96ZM136 167L138 169H136ZM251 167H253L254 169L251 168ZM259 167L261 168V172H259L260 170H258ZM53 168H55L54 171H53ZM84 168H86L88 171L86 169H84ZM98 168H100V167H98ZM77 169H78V173H76ZM179 169H182V170L178 171ZM192 169H193V171H192ZM255 169H256V171H258L259 174L256 171H254ZM68 170H69V172H68ZM70 170L72 172L76 171V172H74V175H73V173H71ZM82 170H84V171L82 173H79V171H82ZM113 170H111V171H113ZM126 170H124V171H126ZM140 170L142 171L141 174H140ZM189 170H191L192 172L189 171ZM55 171H57V173ZM58 171H59V173H58ZM65 171L68 172V175H70V178H69V176H67V173H65ZM90 171L92 173H89ZM186 171H188V172H186ZM63 172L65 173V175H64ZM129 172H130V174H129ZM208 172L210 174H208ZM136 173L138 175H136ZM143 173H145V174L143 175ZM255 173H257V174H255ZM79 174H80V176H79ZM83 174H86L87 176L83 175ZM101 174H102V177H101ZM200 174H201V176H199ZM204 174H206V176H204ZM252 174H254V175H252ZM81 175H83L85 178L89 179L88 182H90V186L92 185L91 187L89 186L87 180L85 181L84 177H83L84 180L82 179ZM103 175H104V177H103ZM135 175L136 176L141 175V176H139L140 178L141 177H143V178L145 177L146 179L145 180L143 178L139 179V177H138V180H140V181L142 180L141 182H143L142 184H140L141 182H139V183L137 182L138 180L135 177ZM75 176H76V178H75ZM189 177H191L192 179L189 178ZM74 178H75V181H74ZM80 178L82 180H80ZM132 178H133V180L131 181ZM179 179H181V180H179ZM186 179H187V181H186ZM128 180H130V182H128ZM189 180H191V181H189ZM249 180H251V181H249ZM60 181H61V183H60ZM82 181H85V183L83 184ZM91 181L93 183H91ZM188 181L191 183V185H189L190 183H187ZM200 181H205L204 184H203L204 186L201 184L203 182L200 183ZM246 181L249 182L250 187H248V183ZM103 182H105V183H103ZM134 182H135V184H134ZM251 182H252V184H251ZM80 183L83 184L82 185L83 187H84V185L86 187V185L88 184L87 185L88 187L82 189V186L79 187V185H81ZM102 183H103V185H102ZM136 183L140 184L139 188H142L141 191H139L140 190L139 188H138L139 190H136L137 187H138V185ZM196 183L198 184V186H196L197 185ZM259 183H260V185H259ZM72 184L75 186L74 189H73L74 186H72ZM93 184H95V186H93ZM185 184H187V185H185ZM239 185H241L240 188H239ZM244 185L247 186V188ZM106 186H107V184H106ZM108 186H109V184H108ZM176 186H175V183H174V187H176ZM199 186H200L201 189L199 188ZM243 186H244V189H241V187L243 188ZM92 187H94V188H92ZM77 188L78 189L80 188V190H82L83 193H85V197H84L83 193H81L80 191L77 190ZM205 188H207V186H205L204 189ZM180 189L182 190V192H181ZM240 189H241V191H240ZM61 190H62V192H61ZM68 191H70V192H68ZM77 191L80 193V195H79V193H77ZM132 191L134 192V194L132 193ZM137 191H138L139 194L138 193L136 194ZM174 191H177V190H174ZM74 192H76L81 197L79 204H78L79 199L77 200V202H74V200L76 201V199L78 198V195L76 193H75L76 194L75 195ZM179 192H181V193H179ZM246 192H247V194H246ZM250 192H251L252 195L250 194ZM65 193L66 194L68 193L69 195H71L72 193L74 194V195L72 194L73 196L72 195L70 196L71 199H70V197L68 195H67V197H69V199L72 200V201H70L71 203L69 202V204L71 205L73 203V204H75V207H74L73 204H72L73 206H70L69 208L66 207V204L64 203V201L68 202V199H67ZM108 193H109V195H108ZM119 193L121 195L124 192L122 193L120 191ZM128 193H132L133 195L132 194H128ZM182 193L186 197L184 195H182ZM200 193L202 194V192H200ZM178 195H181L182 199ZM75 196H77V198ZM174 196H175V200H173ZM199 196H202V195H198L197 197H199ZM243 196H246V198L245 197L243 198ZM62 197H64V198H62ZM109 197L112 198V201H114V203H115V205H113L114 207L111 205L113 202L111 201V199H109ZM125 197H128V198H125ZM176 197H178V198H176ZM73 198H75V199H73ZM82 198H83V200H81ZM85 198H86L87 202L85 201ZM124 198L125 199H130V202H129V200L125 201V203H127V204L130 203L129 205L125 204V205H127V206H125L124 202H123L124 200L122 201L123 203L121 202V200L124 199ZM185 198H186V201H191L193 206L190 205L191 204L190 202H186ZM108 199H109L111 204H109V202H106V201H108ZM177 199H179L180 201L184 202L183 203L185 205L184 209H187L188 211L183 209L184 205L182 204V202H180ZM183 199H184V201H183ZM232 199H233V201H232ZM236 199H238L240 201L238 202V200H236ZM250 199H252V202H251ZM45 200H47V201H45ZM176 200L179 203L176 202ZM255 200H256V202H255ZM81 201H82V203H81ZM99 201H101L103 203V205L104 206L106 205L107 207L106 206L104 207L103 205H101V202H99ZM168 201H169V203H168ZM40 202L42 203V205H41ZM44 202H45V204H43ZM172 202L175 203V208H174V204ZM177 203L179 204V206H178ZM117 204H118V207H120V208L122 207L121 206L122 204L124 205L125 208L129 207L128 208L129 211L128 210L126 211L124 209V207H123V209H119L118 210V207H115ZM232 204L230 203L231 206H232ZM238 204L240 206H241V204H243V205L245 204V205L244 206L242 205V208H241L240 206H238ZM87 205H89V206H87ZM99 205H100V207H99ZM152 205H158V203H155V204H152ZM81 206L82 207L84 206L83 209L80 208ZM151 206L149 207L150 211H161L162 212L161 209H163V211H165V207L163 208V206H161V205H158V209L157 210L155 209V206L154 207H151ZM180 206H181V208L179 209ZM191 206H192V208H189ZM71 207L74 208V209H70ZM102 207H104L105 209H103ZM171 207H172V209H170ZM193 207H196V208H193ZM115 208H116V210H115ZM99 209H101L102 211H100ZM177 209H178V213L176 211ZM260 209H262V210H260ZM122 210H125V211H122ZM190 210L192 212H189ZM78 211H79V213H78ZM196 211H197V216H199V217L201 216L200 218H202L203 220L198 218L195 215ZM206 211H207V213H209L208 215H207ZM46 212H47V215H46ZM122 212L124 213V215L121 214ZM126 212H128V213H126ZM43 213H45V214H43ZM109 213L110 214L112 213V214L109 216ZM79 214H81V216H79ZM191 214H192V217H191ZM35 215H36V217H35ZM120 215H122V217ZM132 215H133V217H132ZM194 215L199 220H195L196 217ZM205 215H206V220H205ZM47 216L50 217V218L47 219L46 218ZM60 216H64L66 219L64 217L62 218ZM94 216H95V218H97V220H93ZM107 216H108V218H107ZM118 216H119V221L117 220ZM177 216H178L179 219L177 218ZM69 217L73 219V220L72 219L71 220L74 221V223L71 220H69ZM209 217L212 218V216H209ZM33 218H35V219H33ZM55 218H56V220H54ZM193 218H195V219H193ZM36 219L37 220L40 219V221L38 220V223H37ZM107 219H109L108 221L112 222L113 225L109 222L110 226L112 228L109 225L107 226L106 224H104V223H107ZM184 219H185V221H184ZM243 219H241V220H243ZM251 219H252V222L250 221ZM52 220H54V221H52ZM77 220L79 221V223L75 222ZM100 220L103 223V225H105V227H103V229L105 230V228H106V230H107V228H108V232L107 231L103 232L102 229L100 228L101 230L99 232H103V235L101 233H100L101 235L97 233V231L99 229H97L93 233V231H94L93 229H95L96 225H94V223L92 221H97L98 222ZM125 220H123V221H125ZM253 220H254L255 223H253ZM113 221H114L115 224L113 223ZM198 221H200L201 223H199ZM206 221H208V225H207ZM243 222H245V223H243ZM76 223L78 224V226H76L77 225ZM92 223H93V226H94L93 229H91L92 228ZM196 223H198L197 224L198 226L196 225ZM116 224H118V227H117ZM121 224H123V227L121 226V228H120ZM209 224H210V226H209ZM256 224H257V226H256ZM67 225L65 224L64 226L67 227ZM115 225H116L117 228L115 227ZM202 225H203L204 228H202ZM211 225L213 227L215 226V228H212V230L210 229L212 227ZM12 226H13V228H12ZM64 226H63V228H64ZM72 226H73V228H72ZM87 226L88 227L90 226L91 228L89 227V229H88ZM128 226L132 227V228H129ZM171 226H172V224H171ZM205 226H207V227H205ZM242 226L244 227L243 231H242L243 233L238 228V227H242ZM250 226H251V228H250ZM41 227H43V228H41ZM79 228H80V230H79ZM113 228L115 230L118 229V230H116L118 233L115 232V230H112V231L110 230V229H113ZM205 228H206V230H205ZM259 228L262 229V230H260ZM54 229H56V226L53 227L51 230H54ZM57 229H56V231H57ZM65 229L66 228H64V230ZM90 229H91V231L89 232L88 230H90ZM179 229H180L181 233L178 232ZM181 229H183V230H181ZM201 229H202V231L205 230V232L207 231L208 233L202 232ZM221 229H223V232H222ZM251 229H252L253 232L254 231L256 232V230L259 229V232H258V230L256 232L259 236L255 235V234H254V236H252L253 232L250 231ZM123 230H125V231H123ZM168 230H170V231H168ZM126 231H129V232H126ZM200 231H201V233H200ZM60 232H62V230ZM105 232H107V234ZM123 232H126L127 234H123ZM212 232H214L213 233L214 235H210ZM237 232H241V234H239ZM244 232H246V233H244ZM95 233H97V234H95ZM120 233H121V235H120ZM197 233H198V235H197ZM81 234L83 236L85 235L83 233H81ZM92 234L90 233L88 236H91ZM179 234H181V235H179ZM225 234H226V232H225ZM114 235L117 238L113 237ZM125 235H127V236H125ZM98 236H100V237H98ZM119 236L120 237L121 236H125V237H121L122 238L121 239ZM179 236H181V237H179ZM207 236H210V238H207ZM211 236H216L217 238L216 239L213 238V240L215 239L216 242L218 241V242L221 243V246L218 247L219 250H218L217 247L213 246L215 242L213 243V240H211L212 242L210 241V239H212ZM225 236H224V238H225ZM60 237L61 236H59V239H61ZM87 237H85V238L83 237L84 238L83 241L87 240L86 239ZM126 237L130 240V242H131V243L129 242L130 244L128 243V239L125 240ZM195 237H197L196 241H195ZM201 237H202L203 240L201 239ZM220 237L222 238V241H224L223 240V236H220ZM80 238H82L81 235L78 238L79 242H81ZM88 238H90V237H88ZM98 238H101V239L98 240L99 242L97 241ZM180 238H182V239H180ZM206 238L209 239V240H207ZM255 238H259V240L255 239ZM63 239L64 238L62 237L61 242L65 241ZM93 239H95V241ZM198 239H200L201 242ZM205 239L208 242H206ZM246 239H247V241H246ZM91 240H93V241H91ZM167 240H168V243H167L168 247H167V244L165 243ZM171 240H172L173 243L170 242ZM197 240L199 242H197ZM142 241H143V239H142ZM176 241H178L177 245H175ZM194 241L196 243H194ZM6 242H9L8 244H9L10 247L8 246V244ZM32 242H34L33 245H32ZM94 242H95V244H97V243L98 244L95 245ZM120 242L123 243V244L121 245ZM183 242L185 244H183ZM127 243L129 245H131V247L128 246L129 249L126 248L127 249L126 250L125 249V244H127ZM207 243H208V246H207ZM209 243H210V245H209ZM212 243H213V245H212ZM86 244H87V241H86ZM91 244L93 246L95 245L94 250L91 249V246H92ZM141 244H143V243H141ZM171 244L174 247L176 246V249H178L177 247H179L181 253H180L179 250L176 252L175 251L176 249H174V247ZM197 244H199L201 246V248H200L199 245H198L199 246L198 247ZM263 244H264V242L262 243V247H264ZM29 245H30V247H29ZM106 245H107V247H105ZM110 245H111V247H110ZM215 245H216V243H215ZM217 245L219 246L220 244H217ZM251 245H252V248H251ZM39 246H37V247L39 248ZM113 246H115L116 248L113 247ZM209 246L210 247L212 246V248H210ZM245 246L247 248H245ZM20 247H21V249H20ZM24 247H25V249H24ZM88 247H89V249H88ZM96 247L98 249H100V250L102 249V251L99 250V252H98V249ZM134 247H136V248H134ZM214 247H215V250L216 249L217 250L215 252L213 251L214 253H212V250H214ZM107 248H109V249L115 248L114 252L111 253V251H110L111 257H108L109 249H107ZM133 248L136 250V252H134V253H133V250H134ZM137 248H139V251H138ZM181 248H182L183 251L181 250ZM233 248H230V252H231V249L233 250ZM12 249H14V250H12ZM17 249H20V250H17ZM90 249L92 251H90ZM130 249H132V250H130ZM197 249H198V251H197ZM220 249H223V250H220ZM253 249H256V250L253 251ZM185 250H186V252H185ZM203 250H205V252ZM245 250H246V252H245ZM21 251H23V252L21 253ZM93 251H96V253H97L96 255L97 256L95 255V253ZM247 251L252 253V254L248 253L249 257H248V255H246ZM86 252H88V253H86ZM89 252H90L91 255L94 253L95 256L94 255L91 256L89 254ZM91 252H93V253H91ZM173 252H174V254H173ZM191 252H193V253H191ZM243 252H245V253H243ZM260 252H262V251H260ZM263 252H264V249H263ZM72 253L73 252H70L68 254L71 255ZM126 253H128V255ZM206 253H208L207 256H206ZM211 253H212V255H211ZM236 253L231 252L230 254L234 255ZM20 254H22V255L20 256ZM112 254H113V256H112ZM132 254H135L134 258H133ZM139 254H142V255H139ZM170 254H173V255L176 254L177 256L175 255V258H174V256L170 255ZM230 254H229V257L227 256L228 258L227 257H222V258H224L223 260L220 257L221 255L218 258H216V257H215V259L213 258L212 259L213 261L211 259H208V260L210 262L212 261L213 264H214V262H215V264H219V263H216L218 261L216 259L220 258L222 261H227V262H223L222 264H232V263H234V259L232 261V258H234L235 255L233 257ZM159 255H158V257H160ZM199 255H198V258H200ZM253 255H254V257H253ZM258 255H259V252H258ZM2 256H5L7 259L3 258ZM35 256H37V257H35ZM86 256H89V257H86ZM259 256H262V255H259ZM12 257L14 259L16 258V260L15 261L12 260L13 259ZM107 257L111 258V261L109 259V263L107 262L108 261ZM72 258L75 259V260L71 261ZM78 258L79 259L81 258V260H79ZM113 258H115V257H113ZM162 258H160L159 260H161ZM257 258H259V257L257 256ZM122 259H123V261H122ZM135 259H138L139 261L137 262V260H135ZM173 259H175V261ZM228 259H229V262H228ZM78 260H79V262H78ZM134 260L136 261V263L134 262ZM185 260H188V261H185ZM204 260L202 261V262H204V264L205 263H207V264L209 263V261L206 262V259H204ZM221 260H219L220 263L222 262ZM141 261H143V262L141 263ZM230 261H232V263ZM255 261H256V259H255ZM255 261L253 259V261H249V262L253 263ZM114 262H113V264H115ZM161 262H162V260H161ZM197 262H198V259H197ZM243 262L241 264H245V262H246V264H249L247 262V259H244ZM9 263H6V264H9ZM149 263H150V261H149ZM149 263H146V264H149ZM162 263H164V262H162ZM199 263H197V264H199ZM212 263H210V264H212Z\"/></svg>",
	"mask_w": 264,
	"mask_h": 264
},
{
	"label": "bare ground",
	"instance_id": "obj_2",
	"mask_svg": "<svg viewBox=\"0 0 264 264\" xmlns=\"http://www.w3.org/2000/svg\"><path fill=\"white\" fill-rule=\"evenodd\" d=\"M229 1V0H228ZM242 1H244V0H242ZM248 1H252V2H254V3H256V5L258 4V6L257 7H259V5H261V6H264V0H248ZM119 2H121V1H119ZM231 2V1H230ZM113 2H111L110 3V5L112 4ZM143 3V2H142ZM232 3V2H231ZM109 4V3H108ZM114 4V3H113ZM112 4V5H113ZM115 4H117V2H115ZM123 4V3H122ZM139 4V3H138ZM154 4V3H153ZM152 4V5H153ZM253 4V3H252ZM110 5H109V7H110ZM124 5V4H123ZM142 5V4H141ZM115 6V7H114ZM119 6H120V8H116L117 6L116 5H113V6H111V7H113L112 8V10H113V12H116L118 9H120L121 10V7H123V6H121V4H119ZM126 6V5H125ZM149 6V5H148ZM157 6V5H156ZM108 7V11L110 10V11H112L111 10V8H109ZM147 7V6H146ZM158 7V6H157ZM252 7V6H251ZM130 8V7H129ZM129 8H126L125 9V7H124V9L122 8V10H125V12H128L127 11V9H129ZM132 8V7H131ZM156 8V7H155ZM249 8V7H248ZM261 8V7H260ZM135 9V8H134ZM134 9H131L132 10V12H133V10ZM146 9V8H145ZM245 9V8H244ZM243 9V10H244ZM250 9V8H249ZM130 10V9H129ZM136 10V9H135ZM135 10H134V12H135ZM158 10V9H157ZM247 10V9H246ZM137 11V10H136ZM148 11V10H147ZM152 11V10H151ZM154 11V10H153ZM249 11V10H248ZM112 12V13H113ZM118 12H120V11H118ZM149 12V11H148ZM147 12V14L149 15V13ZM253 12V11H252ZM107 13H111V12H107ZM122 13V12H121ZM120 13V14H121ZM146 12H141V11H137L136 13H134V17L133 16H130L129 14H130V12L129 13H127V14H122V17H120V16H116V17H119V19H120V21H119V19H118V21L119 22H117V23H119V24H117L116 22H115V20H114V22H115V27L116 26H122V28L120 29L119 28V33H120V36L122 37V41H121V43H122V47L123 48H125L126 47V45L128 44V46H127V49H125L124 51L126 52L127 51V54H125L124 55V57H123V60L124 61H122V67H123V69H121V74H122V76H123V81H122V84L123 85H126V87L128 86V88L129 87H132L133 86V88H132V95H130V97L132 98H134V99H138L139 101L141 100V96L140 95H138V93H137V91L139 90V89H137V91H136V89H135V85H134V75L136 74V73H138L137 71H139V69H140V67L143 65V64H141V65H139V63H140V59L142 60V58H144L146 55H144L142 58H141V56L143 55V53L142 54H140L141 56H140V58H139V49L138 48H140L139 46H138V38H139V33L142 31V29H143V25H146V24H143V20H144V22L147 20V18H149V16H147L146 17V14H145ZM119 13L117 14H115V15H120ZM209 14V13H208ZM261 14V13H260ZM86 15H87V13H86ZM108 15V14H107ZM114 15V13L111 15V14H109V16H113ZM123 15H129L128 17H126V16H123ZM131 15H132V13H131ZM264 15V14H263ZM262 15V16H263ZM96 16V15H95ZM169 15H163V17H168ZM261 16V15H260ZM259 16V17H260ZM115 17V16H114ZM113 17V18H114ZM115 17V18H116ZM130 17V18H129ZM132 17V18H131ZM224 17V16H223ZM251 17H252V15H251ZM255 17L256 16H254V19H255ZM257 17H258V15H257ZM83 18H84V16H83ZM82 18V19H83ZM85 18H86V16H85ZM84 18V19H85ZM106 18H107V16H106ZM113 18L111 17V22L113 21ZM144 18V19H143ZM108 19V18H107ZM257 19V18H256ZM156 20V19H155ZM163 20H165V19H163ZM250 20V19H249ZM252 20V19H251ZM95 21V19L93 20V22ZM147 21H152V20H147ZM146 21V22H147ZM161 21V20H160ZM210 21V20H209ZM230 21V20H229ZM248 21V20H247ZM256 21V20H255ZM15 22V21H14ZM87 22V21H86ZM92 20H91V22L88 20V27H89V25H91L92 23ZM107 22V21H106ZM113 22V23H114ZM127 22H128V24H129V26H128V24H127ZM154 22V24L156 25V23H155V21H153ZM83 23V22H82ZM85 23V22H84ZM90 23V24H89ZM108 23H109V20H108ZM107 23V24H108ZM112 23V24H113ZM121 23H122V25H121ZM106 23H104L103 25H105ZM111 24V23H110ZM153 23H150V26L152 25ZM160 24H161V22H160ZM231 24V23H230ZM238 24H239V21H238ZM85 25V24H84ZM83 25V26H84ZM96 25H97V28L99 27L98 25L99 24H95V29H96ZM101 25V24H100ZM103 25H101V27L103 26ZM128 27H127V26ZM148 25V24H147ZM225 25V23L223 24V20H221V19H216V18H213L211 21H210V23L207 25V27H206V29L207 30H209V31H212V30H214V31H217V33H218V31L220 30V28L222 27V26H224ZM233 25V24H232ZM93 26H94V23H93ZM93 26L91 27V32H94L93 30H94V28H93ZM109 26V25H108ZM108 26H103V27H105V30L104 29H101V30H104L105 32H106V29H107V31L108 32H111V31H109V29H110V26L108 27ZM114 26V25H113ZM113 26H112V28H113ZM238 26V25H237ZM85 27H86V25H85ZM84 27V28H85ZM87 27V28H88ZM114 27V28H115ZM154 27V26H153ZM153 27L152 28H149L148 27V29L149 30H151V29H153ZM165 27V26H164ZM163 27V28H164ZM92 28H93V30H92ZM117 28V27H116ZM115 28V29H116ZM157 28H160L159 27V25H158V27ZM162 28V29H163ZM188 28V27H187ZM236 28V27H235ZM243 28V27H242ZM242 28H240V29H242ZM89 29H90V27H89ZM89 29H86V30H89ZM118 29V28H117ZM145 29H147V28H145ZM147 29V30H148ZM162 29H161V32H162ZM205 29V28H204ZM232 29H234V28H232ZM99 30V29H98ZM112 30V32H113V30L114 29H111ZM223 30H226V29H223ZM252 30V29H251ZM261 30H262V28H261ZM102 32L103 34L102 35H104V33L105 32ZM95 32L97 33V31L95 30ZM98 32H100V31H98ZM115 32H116V34H117V32L118 31H114L113 33H107L108 35H110V36H112V35H114L113 36V38L115 39V37H117V35L115 36ZM145 32V30L143 29V31H142V34ZM149 33H150V31H148ZM151 32H152V30H151ZM156 32V31H155ZM160 32V33H161ZM223 32H225V31H223ZM257 32V31H256ZM82 33V32H81ZM216 33V34H217ZM240 33V32H239ZM21 34V33H20ZM86 34H87V31H86ZM95 34V33H94ZM101 34V33H100ZM148 34V33H147ZM152 34V33H151ZM149 34L150 36H146V38H148V40L147 39H144L142 42L143 43H146V42H148V43H146V46H147V48L149 47L148 45H150L151 43H150V38H151V36H153L154 34ZM206 34V33H205ZM222 34V33H221ZM226 34V33H225ZM230 34H231V32H230ZM230 34H229V36H230ZM84 35H85V33H84ZM83 35V36H84ZM92 35V34H91ZM102 35L100 36V35H98L99 37H102ZM107 35V36H108ZM231 35H233V34H231ZM239 35V34H238ZM22 37H23V35H21ZM142 36H145L144 34L142 35ZM97 37V36H96ZM121 37L119 38V36L117 37L118 39H121ZM140 37H141V34H140ZM150 37V38H149ZM174 37V36H173ZM205 38L204 39H206V35L204 36ZM218 37V36H217ZM237 37V36H236ZM239 37V36H238ZM104 38H105V35H104ZM103 38V39H104ZM144 38V37H143ZM221 38H222V36H221ZM242 38V37H241ZM243 38H245V37H243ZM142 39V38H141ZM153 39H155V38H153ZM152 39V41H154ZM173 39V38H172ZM208 39V38H207ZM218 39H219V37H218ZM226 39V38H225ZM234 39H236V38H234ZM21 40H23L22 38H21ZM93 40V39H92ZM102 40V39H101ZM146 40V42H144ZM229 40V39H228ZM151 41V42H152ZM156 41H158V40H156ZM206 41V40H205ZM215 41V40H214ZM218 41V40H217ZM216 41V42H217ZM140 42H141V40H140ZM221 42V41H220ZM227 42V41H226ZM231 42V41H230ZM23 43V42H22ZM101 43V42H100ZM142 43V44H143ZM150 43V44H149ZM154 43V45L156 44L155 42H153ZM152 43V44H153ZM166 43V42H165ZM200 43V42H199ZM208 43H210V41L208 40ZM233 43H235V42H233ZM232 43V44H233ZM253 43V42H252ZM148 44V45H147ZM230 44V43H229ZM237 44L238 43H236V46H237ZM91 45H92V43H91ZM121 45V44H120ZM145 45V44H144ZM163 45H165V44H163ZM207 45V44H206ZM209 45H211V43L209 44ZM209 45H207V46H209ZM214 45V48H212V49H215V51L213 50V52L215 53L216 51H218L217 50V45H218V43L217 44H213ZM225 45V44H224ZM231 45V44H230ZM84 46V45H83ZM106 46V45H105ZM150 46H152V45H150ZM219 46V45H218ZM222 46V45H221ZM112 47H114V45L112 46ZM143 47V46H142ZM165 47V46H164ZM202 47H204L203 45H202ZM210 47H212V45L210 46ZM216 47V48H215ZM144 48H145V46H144ZM177 48V47H176ZM175 48V49H176ZM220 48H224V46L223 47H220ZM121 49V48H120ZM146 49V48H145ZM145 49H143V50H141V52H148V49L145 51ZM204 49H205V47H204ZM236 49V48H235ZM91 50V49H90ZM104 50V49H103ZM149 50H151V49H149ZM225 50V49H224ZM73 51V50H72ZM117 51V50H116ZM158 51V48H155V54L156 53H158L157 52ZM175 51V53H176V50H174ZM207 51V50H206ZM74 53H75V51H73ZM91 52V51H90ZM140 52V53H141ZM147 52H146V54H147ZM212 52V51H211ZM170 53V52H169ZM174 53V54H175ZM204 53H206L205 51H204ZM220 53V52H219ZM223 53V52H222ZM93 54V53H92ZM111 54V53H110ZM114 54V53H113ZM123 54V53H122ZM145 54V53H144ZM165 54V53H164ZM163 54V55H164ZM166 54H167V52H166ZM69 55H71V54H69ZM69 55L67 54V56L69 57ZM76 55H77V53H76ZM105 55V54H104ZM172 55H173V53H172ZM209 55V54H208ZM219 55V54H218ZM225 55V54H224ZM78 56V55H77ZM77 56H76V58H77ZM102 56V55H101ZM123 56V55H122ZM148 56V58H149V55H147ZM156 56V55H155ZM165 56V55H164ZM213 56V55H212ZM215 56V55H214ZM220 56V55H219ZM116 57H117V55H116ZM154 56H152V58H153ZM23 58V57H22ZM57 58V57H56ZM63 58H65V57H63ZM151 58V59H152ZM155 58V57H154ZM153 58V59H154ZM161 58L162 57H160V62H159V65H158V62H157V67L156 68H161L160 67V65H162V63L164 62V60L162 61L161 60ZM165 58H166V56H165ZM171 58V57H170ZM210 58V57H209ZM62 59V58H61ZM86 59H87V57H86ZM85 59V60H86ZM111 59V58H110ZM121 59V58H120ZM159 59V58H158ZM176 59H177V57H176ZM182 59V58H181ZM251 59H252V62H253V64L251 65V66H256V65H263V63H264V53H261L260 51H258V54H256V53H253L252 55H251ZM23 60V59H22ZM72 60H74L73 59V56H72ZM72 60H70V61H68V63H70L69 65L71 66V64L72 65H74L73 63H72ZM77 60H79V59H76V61ZM81 60V59H80ZM80 60H79V62H80ZM90 60V59H89ZM144 61H146V59H143ZM142 60V61H143ZM178 60V59H177ZM176 60V61H177ZM215 60V59H214ZM75 61V62H76ZM87 61H88V59H87ZM101 61V60H100ZM111 61V60H110ZM120 61V60H119ZM118 61V62H119ZM148 61H149V59H148ZM168 61V60H167ZM167 61L165 60V62H166V64H167ZM169 61H170V59H169ZM78 62V61H77ZM90 62H91V60H90ZM147 62V61H146ZM144 63V65H146L145 67H148L149 65H147L148 63ZM153 62V61H152ZM172 62H174L173 60H172ZM204 62V61H203ZM61 63V62H60ZM110 63V62H109ZM142 63V62H141ZM66 64V63H65ZM64 64V65H65ZM76 64V63H75ZM84 64V63H83ZM83 64H80L81 65V68L83 67ZM163 64H165V63H163ZM174 64H175V62H174ZM37 65V64H36ZM62 65V64H61ZM60 65V66H61ZM68 65V64H67ZM87 65H89V63L87 64ZM91 65V64H90ZM89 65V66H90ZM152 65V67H153V63L151 64ZM151 65L149 66L150 68H149V70L151 69ZM172 65V64H171ZM75 66V65H74ZM73 66V67H74ZM98 66V65H97ZM37 67V66H36ZM88 66H86V68H87ZM95 67V66H94ZM164 67V66H163ZM214 67H215V65H214ZM220 70H221V67L220 66H217ZM66 68V67H65ZM65 68H63L64 70H65ZM71 68V67H70ZM81 68H80V70H81ZM104 68V67H103ZM120 68V67H119ZM21 69V68H20ZM23 69V68H22ZM40 69V68H39ZM67 69H68V67H67ZM77 69H79V66H78V68ZM84 71H85V69L84 68H82ZM95 69V68H94ZM141 69H143L142 67H141ZM155 69V68H154ZM173 69L174 68H172V71H173ZM248 69V68H247ZM263 69V68H262ZM35 70V69H34ZM49 70V69H48ZM74 70H76V69H74ZM80 70H78V72L80 71ZM82 70V71H83ZM151 70H153V69H151ZM264 70V69H263ZM32 71H33V69H32ZM67 71H69V70H67ZM71 71H73L72 69L69 71V72H71ZM82 71H80L82 74H83V72ZM87 71V70H86ZM88 71H89V73H90V68H88ZM95 71H97V70H95ZM94 70H93V72H95ZM116 71V70H115ZM156 71V70H155ZM155 71H154V73H155ZM159 71L160 70H158L155 74H157V73H159ZM162 72H163V74L161 73V76H162V78L163 79H165V77L166 76H169V70H167V69H165L164 71L163 70H161ZM250 71V70H249ZM33 72H35V71H33ZM63 72H65L66 74L65 75H67L68 73L66 72V71H63ZM74 72V71H73ZM72 72V73H73ZM91 72H92V70H91ZM99 72V71H98ZM98 72H96V73H98ZM136 72V73H135ZM141 72V71H140ZM138 73V77L136 78L137 80H136V83H138L139 82V78H141V77H143L142 75H141V77H139V74H141V73ZM178 72V71H177ZM264 72V71H263ZM30 73V72H29ZM72 73L70 74V76L72 75ZM77 73V72H76ZM88 73V74H89ZM116 73V72H115ZM145 73H146V70H145ZM197 73V72H196ZM195 73V74H196ZM219 73V72H218ZM27 73H25V75H26ZM64 74V73H63ZM85 74H87L86 72L84 73V75ZM85 75L86 77L88 76L89 77V75ZM117 74V73H116ZM143 74V73H142ZM173 74H174V72H173ZM214 74V73H213ZM228 74V73H227ZM254 74H256V73H254ZM34 75H35V73H34ZM39 75V74H38ZM78 74H73V76H75L74 78H76L77 77V80L79 79V77L78 76H80L81 74H79L78 76H77ZM91 75H92V73H91ZM154 75V74H153ZM158 76H159V74H157ZM176 75V74H175ZM217 75V74H216ZM229 75V77L233 80V81H238L240 78H241V73H239V72H237V71H234L233 73H230V74H228ZM36 76V75H35ZM70 76H68L70 79H71V77ZM72 76V77H73ZM97 76V75H96ZM105 76H106V74H105ZM111 76V75H110ZM121 76V75H120ZM136 76V75H135ZM164 76V77H163ZM196 76V75H195ZM213 76V75H212ZM215 76V75H214ZM222 76V75H221ZM225 76H227L226 75V73H225ZM245 75H243V77H244ZM252 76V75H251ZM250 76V77H251ZM257 76V75H256ZM45 77H46V75H45ZM53 77V76H52ZM51 77V78H52ZM67 76H65V79L67 80V78H68ZM88 77H87V79H88ZM132 77V78H131ZM255 77V76H254ZM253 77V78H254ZM27 78V77H26ZM31 78V77H30ZM36 78V77H35ZM34 78V79H35ZM47 78V77H46ZM64 78V77H63ZM68 78V79H69ZM90 78V81H91V77H89ZM92 78H94V77H92ZM101 78V77H100ZM104 78V80H106L105 79V77H103ZM161 77L159 76L158 77V81H159V79H160ZM189 78H190V80H189ZM213 78V77H212ZM264 78V77H263ZM38 79V78H37ZM42 79H43V77H42ZM48 79V78H47ZM73 79V78H72ZM80 79H82V78H80ZM79 79V80H80ZM95 79V78H94ZM94 79L92 80L93 82H94ZM102 79V78H101ZM143 79V78H142ZM142 79H140V80H142ZM219 79V78H218ZM30 80V79H29ZM54 80H56V79H54ZM74 80V79H73ZM77 80H76V82H77ZM78 80V81H79ZM84 80V79H83ZM83 80H81V81H83ZM96 80H99V79H96ZM103 80V79H102ZM101 80V81H102ZM151 79H149V81H150ZM155 80H156V77H155ZM211 80V79H210ZM221 80V79H220ZM246 81H247V83L253 88L255 85H254V83H251V79H248V78H246L245 79ZM43 81V80H42ZM89 81V79L86 81V83L88 82V87L90 86L89 85V83H91ZM100 81V80H99ZM145 81V80H144ZM157 80H156V82L157 83H159ZM186 81H189L190 82V87H192L191 89V94H190V96H188V101L189 102H191V104H192V99H195L196 98V94H194V92H195V87L193 88V86L196 84V78H194V77H192V75L190 74V76H188V77H186ZM204 81V80H203ZM214 81V80H213ZM213 81H211V82H213ZM254 81V80H253ZM14 82H16L17 83V81H14ZM25 82V81H24ZM33 82V81H32ZM74 82V81H73ZM80 82V81H79ZM121 82V81H120ZM155 82V83H156ZM220 82V81H219ZM219 82H216V83H219ZM264 82V81H263ZM36 83H38V82H36ZM35 83V84H36ZM44 83V82H43ZM49 83H51V82H49ZM54 83V82H53ZM55 83H56V81H55ZM95 83V82H94ZM97 83H99L98 84V86L100 85V84H102V83H100V82H97L96 81V84ZM160 83H161V79H160ZM215 83V82H214ZM215 83V84H216ZM1 84H3V83H1ZM47 84V83H46ZM74 84V83H73ZM81 84V83H80ZM82 84H83V82H82ZM96 84H94V85H96ZM118 84H119V81H118ZM139 84H141V83H139ZM139 84H138V86H139ZM145 84V83H144ZM203 84V83H202ZM33 85V84H32ZM56 85V84H55ZM114 86V85H117L116 83L115 84H113V83H111V86ZM122 85V86H123ZM187 87L186 88H188L189 86H188V82H187ZM185 85V86H186ZM27 86V85H26ZM46 86V85H45ZM59 86H61V85H59ZM76 86H77V84H76ZM97 86V87H98ZM110 86V87H111ZM121 85L119 86V87H121V88H123ZM143 87H144V85H142ZM142 86H141V91H142ZM197 86V85H196ZM247 86V85H246ZM31 87V86H30ZM34 87H35V85H34ZM43 86L41 85L40 86V89L42 88ZM47 87V86H46ZM68 87H70V86H68ZM68 87L66 88V86H65V88L66 89H68ZM87 87V88H88ZM90 87H92L93 88V91H94V89H97L95 86L93 87V85H91ZM160 88H165L166 87V85H165V87H161V85L159 86ZM17 88H19V87H17ZM32 88V87H31ZM36 88H37V86H36ZM71 88V87H70ZM69 88V89H70ZM73 88H74V85H73ZM86 88V89H87ZM92 88H89V89H91V91H92ZM98 88H100V87H98ZM154 88H156V86L154 87ZM160 88H158V90L160 89ZM235 88V87H234ZM20 89V88H19ZM33 89H35V88H33ZM44 90H45V88H43ZM48 89V88H47ZM68 89V90H69ZM75 89V93H73V89H72V92L71 93H73L74 95H73V97H75V98H77V101L78 102H81V104H83L84 105V102L82 101L83 100V97H84V95L83 94H81V95H83V97L82 96H80L79 95V93H81V91H85V89L84 90H81L82 89V87L81 88H78L77 87V90L78 91H76V88H74ZM79 89H80V91H79ZM106 89V88H105ZM120 89V88H119ZM168 89H170V88H168ZM182 89V88H181ZM180 89V90H181ZM36 90H38V89H36ZM61 90V89H60ZM121 90V89H120ZM124 90H127V88H125ZM129 90V89H128ZM147 90V88L145 89V91ZM157 90V89H156ZM156 90H154V91H156ZM164 90V89H163ZM188 90H189V92H190V88H188ZM188 90H187V93H188ZM205 90V89H204ZM30 91V90H29ZM90 91V90H89ZM90 91V92H91ZM99 91V90H98ZM123 91V90H122ZM130 91V90H129ZM128 91V92H129ZM153 91V92H154ZM197 91H199V88L197 89ZM41 92V91H40ZM68 92V91H67ZM69 92V93H70ZM115 92V91H114ZM125 92V94L127 93V91H124ZM124 92L122 93V95L124 94ZM183 92V91H182ZM245 92V91H244ZM43 93V92H42ZM59 93V92H58ZM64 93V92H63ZM66 93V92H65ZM64 93V94H65ZM84 93H86V91L84 92ZM96 93V92H95ZM94 92H93V94H92V92H91V96H93L94 94H95ZM98 93H100V92H98ZM98 93H96V96H98L97 98H100V97H103V95H101L100 97H99V94ZM103 93H104V91H103ZM109 93V92H108ZM155 93V92H154ZM163 92H161V94H162ZM184 93H186V92H184ZM186 93V94H187ZM213 93V92H212ZM87 95H90V94H88V93H86ZM102 94V93H101ZM105 94H106V92H105ZM127 94H129V93H127ZM131 94V93H130ZM156 94L158 95L159 94V92L158 91H156ZM166 94V93H165ZM168 94H172V92L171 93H169L168 92ZM255 94V93H254ZM253 94V95H254ZM66 95V94H65ZM77 97H76V96ZM86 95V96H87ZM179 95H181V94H179ZM184 95V94H183ZM209 95V94H208ZM234 95V94H233ZM242 95V93L240 92V96ZM62 96H64V95H62ZM67 96H68V93H67ZM78 96L79 97H81L82 98V100H81V98H78ZM85 96V97H86ZM96 96L94 95L93 97H94V99H95V101H94V99L92 100V104L95 102V104H97L99 101H98V99H96ZM107 96V98H108V95H106ZM124 96V95H123ZM127 96H129V95H127ZM126 95L124 96V97H126V98H129V97H127ZM142 96H144V95H142ZM162 96V95H161ZM18 97H19V95H18ZM29 97V96H28ZM31 97V96H30ZM65 97V96H64ZM68 97H70V95L68 96ZM72 97V96H71ZM72 97V98H73ZM88 97V96H87ZM93 97H91V98H93ZM138 97V98H137ZM147 97V96H146ZM149 97V96H148ZM157 97V96H156ZM164 97V96H163ZM207 98H209L208 96H206ZM252 97V96H251ZM35 98V97H34ZM66 98V97H65ZM75 98H73V100H76ZM104 98V97H103ZM106 98V97H105ZM104 98V99H105ZM120 98V100L123 102V103H125L126 102V99H124V98H122L121 99V97H119ZM131 98H129V99H131ZM132 98V99H133ZM186 98V97H185ZM184 98V99H185ZM202 98V97H201ZM220 98V97H219ZM223 98V97H222ZM230 98V97H229ZM238 99H239V96L237 97ZM59 99V98H58ZM62 99V98H61ZM86 99V98H85ZM101 99V98H100ZM103 99V100H104ZM112 99V98H111ZM117 99V98H116ZM129 99H128V101H129ZM131 99V100H132ZM142 99H144V98H142ZM165 99V98H164ZM163 99V100H164ZM184 99H181V100H183L184 101ZM213 99V98H212ZM238 99H236V102H237V100ZM241 99H244V98H241ZM252 99V98H251ZM254 99V98H253ZM44 100V99H43ZM87 100L88 101H85V104L86 103H88L89 102V97L87 98ZM96 100L98 101L97 103H96ZM108 101V103H109V98L107 99ZM124 100H125V102H124ZM131 100L129 101V103H127V104H129L128 106H127V104H123L122 106H124V108H126V106L128 107V111H131V110H129L130 109V107L132 106V104H135V102H137L136 100H133L132 101V103H131ZM146 100H148V99H146ZM197 100V99H196ZM223 100V102H224V105H225V109H227L226 108V102H228L227 100H229V99H222ZM17 101V100H16ZM59 101V100H58ZM62 101H63V99H62ZM65 101V100H64ZM68 101V100H67ZM70 101V100H69ZM114 101H115V99H114ZM142 101V100H141ZM144 102H145V100H143ZM143 101L141 102V104H144L143 103ZM157 101H159L158 99H157ZM168 101H169V98H168ZM188 101H186V102H188ZM195 101V100H194ZM202 101V100H201ZM245 101H247V99H245ZM23 102H25V101H23ZM33 102V101H32ZM41 102H43V101H41ZM47 102L48 101H46V104H47ZM61 102V101H60ZM76 102V101H75ZM74 102V103H75ZM101 102H103L102 100H101ZM105 102V101H104ZM103 102V103H104ZM107 102H105V103H107ZM118 103H122V102H119V101H117ZM182 102V101H181ZM189 102L188 103H185L184 105H183V108H182V111H180L179 113V115H178V113H177V115L179 116L178 118H177V116H176V118H175V115L176 114H174V118L176 119V122H177V120L179 119V121L178 122H180L181 120L183 121V119H181V118H183L184 117V120H190L191 118H195V117H197L196 115H199L198 114V112L200 111V109L203 107H201V106H199V107H201L200 109H196L197 110V114L195 113V117H192V114H193V111H195V110H192L191 109V105H189ZM221 102V99L219 100V103ZM241 102H243V101H241ZM52 103H54L53 102V100H52ZM55 103H58V102H55ZM77 103V102H76ZM155 103V102H154ZM159 103V102H158ZM196 103V102H195ZM195 103H194V105H195ZM205 103H209V101L208 100H206V102ZM214 103V102H213ZM218 103V101H217V103H215L216 105L217 104H219ZM234 103V102H233ZM32 104V103H31ZM39 104V103H38ZM66 104V103H65ZM80 104V105H81ZM91 104V103H90ZM95 104H94V106H95ZM100 104V103H99ZM98 104V105H99ZM114 104V103H113ZM138 104V103H137ZM148 104H150V103H148ZM160 104H162V103H160ZM171 104V103H170ZM221 104H222V102H221ZM221 104H219V106H218V109H220V110H222V109H224V107L222 106L221 107ZM236 104H238V103H236ZM239 104H241V103H239ZM239 104L237 105L238 107H236L237 109L239 108V107H241V106H239ZM244 104V103H243ZM69 105V104H68ZM73 105V104H72ZM79 105V104H78ZM82 105V106H83ZM88 105H89V103H88ZM104 106L103 107H105V104H103ZM108 105H110V104H108ZM107 105V106H108ZM118 105V104H117ZM121 105V104H120ZM131 105V106H130ZM146 104H144V106H145ZM155 105H156V103H155ZM171 105H173V104H171ZM193 105V104H192ZM207 105V104H206ZM209 105V104H208ZM223 105V104H222ZM228 105H230V104H228ZM242 105V104H241ZM37 106V105H36ZM49 106H50V104H49ZM76 106H77V104H76ZM94 106L92 105V107L94 108ZM97 106V105H96ZM113 106V105H112ZM134 106V105H133ZM162 106V105H161ZM176 106V105H175ZM210 106H211V108H212V105H211V103H210ZM28 107V106H27ZM38 107V106H37ZM44 107V106H43ZM77 107H80V106H77ZM91 106H89V109L91 110V108H90ZM110 108H111V106H109ZM115 107V106H114ZM135 107V106H134ZM138 107H140V106H138ZM155 107V106H154ZM154 107H153V109H154ZM158 107H160L159 106V104H158ZM192 107H195V106H192ZM207 106H205V107H203V110H201V111H204L205 110V108H206ZM215 107V106H214ZM221 107V108H220ZM256 107H258V106H256ZM30 108V107H29ZM57 108V107H56ZM86 108V107H85ZM120 108V107H119ZM123 108V107H122ZM132 109H133V107H131ZM137 108V106L135 107V110H137L138 111V113L136 112V111H134V113H133V111H132V113L133 114H139V115H137V116H139V118L137 119V116L136 115H132V114H130L129 112H127V113H129L130 114V116H131V118H129V121L128 120H124V119H126L127 118V116H126V118L123 116V114L121 115V114H118L117 115V108L115 109V111H114V113H115V115L113 114V115H110L111 114V112H110V114L109 113H107V115L109 116L108 118L106 117V115L104 116L103 115V113L105 114V112L106 111H104L103 109V111H100L101 113H102V115H101V117H100V119L98 118V113H96V114H94L93 113V111L91 110H89L88 108H87V110H89L90 112H88V115H85V110L84 111H82V110H80V108H79V111H77V108L75 107L74 108V110H76V111H72V114L73 113H79V112H81V114L82 115H80L81 116V118H79L80 116H76L75 118H71V120L72 119H75L74 121L72 120V122H74V125L72 124V123H70L71 125H73V128H74V135H72L73 134V132H72V134H71V130L72 129H68V130H70L69 132H70V134L72 135V136H70V134L68 133L67 134V136L69 135V137H68V143H70L69 142V138L70 137H74L75 135V137H80V138H76V139H78V140H73L72 138V140H70V141H74L73 143L75 144V141H76V144L78 145V143H80L81 141L83 142H81L80 143V145H82V146H84V144H86L84 147H82V148H80V145L78 146L79 147V149H86V151H87V153L91 150V153L93 152V151H95V150H98V147L99 148H101V150L100 151H102V145H103V147H105L104 148V150L100 153L101 154V156H99L98 155V157H97V155H96V157L97 158H100V162H101V164H103V166H101V164H99L100 162H98V160L99 159H95V157H94V159L96 160L95 162H93V161H91V162H93V164L92 165H94L95 166V164L94 163H98V164H96V166H98V167H100V168H98V167H96L95 166V168H94V166H93V168L95 169L94 171H93V168L91 169L90 168V166H91V164L90 165H88V160H87V163H86V156L85 157H83V158H85V160H83V161H85V162H83V161H81V159H80V156H77V155H79L80 153L83 155H88L87 153H85V151H83V150H77V145L75 144H73L75 147H73V145H72V147L71 148H73V153H75V151L77 150L78 151V153L77 154H74V155H76L75 156V158H72L73 159V164H75L74 163V161L77 159V163L78 162H80L81 161V163H83V164H79V165H85V163H86V165H88V167H87V169L89 168L91 171H93V173L90 171L89 173H92V174H90V175H88L89 177L92 175L93 177L94 176H97L98 175V173H99V171H101V172H106V174H104L105 175V177H107L108 179L107 180H110V182L112 181L111 179L113 178V179H120V178H118L117 176H116V174H115V170H113L114 169V165L112 164V162L110 163L109 162V164H112L113 165V169H111V170H113V171H111V170H109V168H108V166H110V165H106V164H108L107 163V157H108V159H110V153L112 154V155H116V154H114L113 152H116V151H114V150H117V149H115V148H117L118 147V152H119V150H120V152H121V150H122V148H124V146H125V144L127 145L128 143H130V140L128 141V139H127V136L129 137V133L130 134H132L133 132H135V131H133V129L134 128H136L137 126H138V124H137V122H136V120L138 121L140 118H141V116H144V114L145 113H149V112H151L152 110V107H151V109H150V105H149V109H150V111H149V109H147L146 110V108H144L145 109V111H147V112H145L144 111V114H143V109H142V114L143 115H141L140 113H141V111H140V109L138 110V108ZM166 108V107H165ZM229 108H230V106H229ZM39 109V108H38ZM82 109H83V107H82ZM113 109V108H112ZM160 109V108H159ZM158 109V110H159ZM180 109V108H179ZM215 109V110H214ZM217 108H213V110L211 111V113H213V111L214 112H216V111H219ZM224 109V110H225ZM243 109V108H242ZM241 109V111H243ZM27 110H30V109H27ZM34 110V109H33ZM48 110V109H47ZM72 110V109H71ZM108 110H109V108H108ZM107 110V111H108ZM126 110H127V108H126ZM162 110V109H161ZM160 110V111H161ZM192 110V111H191ZM224 110H223V112H221V111H219V112H221V113H218L217 115H221V119H223L222 117L224 116V114H225V116L227 117V114H229V113H232V110H231V112L230 111H228V113L226 112V110H225V113H224ZM239 110H240V108H239ZM42 111V110H41ZM69 111H70V109H69ZM110 111V110H109ZM112 111V110H111ZM177 111V110H176ZM257 111H259V110H257ZM113 112V111H112ZM118 112H120V111H118ZM124 112L126 113V111L124 110ZM136 112V113H135ZM140 112V113H139ZM156 112H157V110H156ZM181 112H183V113H181ZM234 112V111H233ZM68 113V112H67ZM66 113V114H67ZM76 113V114H77ZM122 113V112H121ZM151 113H153V112H151ZM159 113V112H158ZM162 113V112H161ZM192 113V114H191ZM209 113H210V110H209ZM209 113H207V114H209ZM258 113V112H257ZM87 114V113H86ZM147 114H145V115H147ZM150 114V113H149ZM154 114V113H153ZM183 114V115H182ZM184 114H187L188 116H189V114L191 115V117H190V119L188 118V119H186L188 116L186 115V117H185V115ZM202 114H204V112H202ZM207 114H204V115H207ZM222 114H223V116H222ZM239 114V113H238ZM237 114V115H238ZM256 114V113H255ZM254 114V115H255ZM63 115V114H62ZM84 115V117H82ZM127 115V114H126ZM155 115H157V114H155ZM171 115V114H170ZM169 115V116H170ZM180 115H182L183 117H180ZM204 115H203V118H205L204 117ZM210 116L209 117H212L211 115H214V114H209ZM231 115H233V114H230L229 115V117L228 118H230V116ZM237 115H233V116H237ZM241 115V114H240ZM64 116V115H63ZM68 116V115H67ZM71 116V115H70ZM75 116V115H74ZM85 116H87V118L85 117ZM102 116L104 117V119H108L107 121H109L108 123H100L98 120H101L102 119ZM129 116V115H128ZM147 116H148V118H147ZM147 116H145V118H147V119H149V117H151V114H150V116L149 115H147ZM202 116V115H201ZM208 116V115H207ZM224 116V120L223 121H225V119H226V117ZM242 116V115H241ZM241 116H240V118H241ZM245 116H247V115H245ZM106 117V118H105ZM121 117H124V119L123 118H121ZM153 117H154V115H153ZM158 117V116H157ZM156 116H155V119L157 118ZM208 117V118H209ZM213 117H215L216 119H217V117L218 116H216V114H215V116H213ZM65 118H67L68 119V117H65ZM82 118H84V119H87L86 120V122H84L85 120L84 119H82ZM160 118V117H159ZM202 118V119H203ZM205 119L206 120V122H207V120H209V119ZM235 118V117H234ZM257 118V117H256ZM258 118H260V117H258ZM166 119V118H165ZM199 119H201L200 117H199ZM216 119L212 122L213 124L214 123H216L215 125H213L212 123H211V125H210V128L213 130V133H219V132H223V130H226V127H225V125L223 124L224 122H222V121H220V122H222V123H219L218 121L216 122ZM219 119V118H218ZM64 120V119H63ZM103 120V119H102ZM130 120H131V122H130ZM141 120H143L142 118L138 121L139 123L141 122ZM150 120V119H149ZM152 120V119H151ZM150 120V121H151ZM168 120H170L169 122L171 123H173V124H175V121H174V119H171V118H169ZM253 120V119H252ZM263 120V119H262ZM98 121V122H97ZM104 121H106V120H104ZM106 121V122H107ZM147 121V120H146ZM146 121H143L142 123H140V128H141V130L144 132V129H142V127L141 126H143L144 124L143 123H146ZM153 121V120H152ZM193 121V120H192ZM195 121V120H194ZM199 121H201V120H199ZM211 121V120H210ZM258 121H260V120H258ZM169 122L168 123H164V125H162V124H160L161 126H163V127H161V128H158V129H161L160 130V132H159V134H160V136H158V134H157V139H156V144H154L155 145V147H156V149H157V146H158V150H157V152H155V153H157V156H156V159L154 160V162H153V160H151V158H155L154 156L156 155H154V156H152L151 154V158H149L150 160H151V162L149 161V159L147 160V158L148 157H146L145 155H147V154H143V153H141L140 151V153H141V155L143 154V158H144V162L143 163H147V161H148V164H149V162H150V164L148 165V164H144L145 166H143V168H145V167H147V165H148V167H147V171H145V173H143V175L144 176H147L146 178L144 177H139V176H141V175H139V176H136V175H138L137 173H136V175H135V177L137 178V180H138V177H139V179H146V180H148L149 182H145L144 180V184H143V186L145 187V188H143V190H144V192H139V193H141V194H139L138 193V191L136 192V194L138 193L139 195H137L138 197H133V198H130V199H136L137 200V202L135 203V202H132V200H131V202H130V199H125V198H128V197H125L124 199H122L121 200V202L123 201L124 202V205L125 204H127V203H125V201H128L129 200V202L130 203H132L131 205H129L130 203H128L127 205H129L130 206V210H131V207H132V213H134V218H132L131 220H125V219H127V217H129V216H131L130 215V213H128V212H126V213H128L129 215L128 216H126V215H124V213L122 212L121 214H123L124 215V218L125 219H123V218H121V222L120 223H122V222H124V225L127 223V224H131L132 225V227H134V228H132V227H129V228H132L133 230H131L130 232L129 231H126V232H129L128 233V236L127 235H125V236H127L128 238H129V236H131L129 239L130 240H132L133 238H134V240H132L133 242L135 241V243H133L132 245H135L136 247H139V246H137L138 244H137V241L138 242H140V245H144V247H142V248H140V249H142V250H140V252L139 253H141V251H142V254L144 255V256H141V257H144V259H143V261H141V263L143 262L144 264H146V263H149V261H150V263L149 264H168L171 260H172V257H171V260H168L169 262L167 263V261H164L163 260V258H162V256L164 255V250L165 251H167L164 247H163V252L161 251V247L159 248L158 246H160V243L161 244H164V243H162L161 241L163 240V239H165V238H167L168 236V234H166V231H167V229L169 228V226H170V228L172 229L173 228V225H174V222H173V220H175L174 218H172V216L174 215L175 216V210H172L174 213L171 215V214H168L167 212L169 211V208L168 207H170V203H171V198L173 197V192L176 194L178 191H179V189H177V186L179 185L180 186V188H181V185L179 184V183H177V186H176V181H178L177 179H178V176H176L177 174L175 173V172H177V169L179 168V165H178V163H180L181 165H182V163H181V161H180V157H178V158H180L179 159V161L178 162H176L177 164H175L174 162H175V160L177 159V157H176V153H179V154H182L181 153V149H178V148H182L183 149V147H184V149H185V146H184V144H183V140L181 141L182 142V144L183 145H181L180 144V146H182V147H179L178 146V143H177V145H173L174 143H176L175 142V138H176V136L178 135V134H181V131H180V133H178L177 134V131H178V127L179 126H183L184 124H186V123H184V122H181V124L179 123V126L177 125V127L175 126V125H173L172 123V125L170 124V125H167V124H169ZM186 122V121H185ZM190 122V121H189ZM188 122V123H189ZM203 122V123H202ZM255 122H257V121H255ZM148 123V122H147ZM146 123V124H147ZM154 123H156L155 124V127H156V125H157V122H154ZM153 123V124H154ZM191 123L192 122H190V124H188V125H190L189 126V128L188 129H190V127H191ZM195 125H194V127H196V125H197V121H195ZM210 123V122H209ZM208 123V124H209ZM222 124V125H219V124ZM226 123V122H225ZM230 123V122H229ZM233 123L234 122H232V125H233ZM68 124V126H69V122L67 123ZM94 124V125H93ZM149 124V123H148ZM147 124V125H148ZM178 124V123H177ZM201 124H203V126H204V121H201ZM200 124V122H199V124L198 125H201ZM258 124V123H257ZM93 125V126H92ZM188 125H187V127H188ZM224 125V126H223ZM238 125V124H237ZM255 125V124H254ZM75 126V127H74ZM86 126V127H85ZM136 126V127H135ZM139 126H138V128H139ZM168 126V127H167ZM171 126V127H170ZM186 126V125H185ZM185 126H183L182 128L184 129V127ZM202 125L200 126L201 127V130H202V127H203ZM211 126H213V127H211ZM222 126V127H221ZM230 126V125H229ZM252 126V125H251ZM69 127H71V126H69ZM134 127V128H133ZM146 127V126H145ZM151 127V126H150ZM199 126H197V128H198ZM205 127H206V125H205ZM204 127V128H205ZM209 127V126H208ZM219 129H218V128ZM238 127H240V126H238ZM256 127H257V125H256ZM264 127V126H263ZM72 128V127H71ZM75 128H77V130L75 131ZM108 128L110 129V132L108 131V133H110V134H112V133H115V135L114 134H112L113 136L111 137V135H109L108 133L106 134V135H103L104 133H106L107 132V130H108ZM186 128V127H185ZM228 128V127H227ZM129 129L131 130V132H129ZM146 129H148L147 127H146ZM155 129V128H154ZM153 129V130H154ZM255 129V128H254ZM260 129V128H259ZM259 129H258V134H260V132H259ZM141 130H138V131H140L141 132ZM157 130V129H156ZM194 129H191V131H193ZM198 130H200V129H198ZM200 130V131H201ZM222 130V131H221ZM66 131V130H65ZM105 131V132H104ZM114 131V132H113ZM128 131V132H127ZM133 131V132H132ZM146 131V130H145ZM148 131V130H147ZM183 131H185V130H183ZM187 131V130H186ZM197 131V130H196ZM211 131V130H210ZM240 131V130H239ZM100 132H103V133H100ZM139 132V133H140ZM149 132H150V130H149ZM148 132V135H147V138H149V135H150V133ZM198 132V131H197ZM236 132V131H235ZM243 132V131H242ZM250 132V131H249ZM253 132V131H252ZM76 133V134H75ZM98 133H100V134H102V135H99ZM125 133L127 134V135H125ZM139 133L138 132H135V137H132L133 139L132 140H134L135 142H136V144H142V145H140L141 147H139L140 149H137V150H142L141 148H143V144H146V141L144 142V141H140V138H141V136L139 135ZM157 133V132H156ZM187 133V132H186ZM237 133V132H236ZM235 133V135H237ZM262 133V132H261ZM97 134H98V136H100V137H102V139H105V138H107L106 136L108 135V137H109V139L107 138L106 140H98L99 138H97L96 136H97ZM144 135H145V133H143ZM147 134V133H146ZM195 135L197 134V133H194ZM226 134V133H225ZM228 134V133H227ZM230 134V133H229ZM240 134V133H239ZM133 135V134H132ZM132 135H130V137L132 136ZM154 135V134H153ZM152 135V136H153ZM182 135V134H181ZM185 134H183V136H184ZM191 135V134H190ZM194 135V136H195ZM199 135V134H198ZM198 135H197V137H198ZM221 135H223V134H221ZM253 135L256 137L257 135H255V133L253 132ZM104 136H105V138H104ZM143 136V135H142ZM151 136V135H150ZM193 136V137H194ZM114 137V138H113ZM126 137V139H124ZM146 137V136H145ZM178 137H179V135H178ZM186 137V136H185ZM184 137V138H185ZM259 137H261V136H259ZM258 137V138H259ZM96 138H97V140L101 143V141H103V144L102 145H100L99 146V144L100 143H97V141H96ZM111 138H113V139H111ZM147 138H143V139H145V140H147ZM195 138H196V136H195ZM195 138H193V140L195 139ZM258 138H257V140H258ZM79 139H80V142H79ZM111 139V140H110ZM124 139V140H123ZM178 139V138H177ZM203 139V138H202ZM261 139V138H260ZM94 140V141H93ZM108 140H110V141H108ZM127 142H126V141ZM148 140H150V139H148ZM181 140V139H180ZM198 140V139H197ZM196 140V141H197ZM256 139L251 135V132L250 133H248V131L247 132H245L244 131V133L242 134V135H240L239 137H231V136H229L228 135V137L226 136V138H224V141H226L227 143H232L233 144V148H228V150L224 153V156L223 155H220V158L222 159L221 161H219V159H218V161L219 162H216L217 164H215V163H213V165H216L217 167H218V169L216 168L215 170H211V174L208 172V174H210L207 178H204V180L206 181V179H207V185H206V183H205V186H207V188H205L204 189V182L205 181H200V183L201 182H203V183H201L204 187L201 189L200 188V186H199V188L201 189V191L200 192H202V194L200 193V192H195V193H193V192H191L189 195H188V199L189 198H191L192 200V202L194 203V204H196V205H203V207H204V204H205V207H204V209H202V211L204 212L205 211V209L211 214V215H209V216H212V218H210L209 216H207V219L208 220H213L214 221V223H211L212 225L214 224H216V226L218 227H216V229L217 230H215V233L214 232H212L210 235H216V232L218 231V229H220L221 227L224 229V230H226V231H224L223 232V229H221L222 230V232L224 233H220V231H219V234H217V235H219L218 236V241H220V239H221V243L223 244L222 245V247L221 248H223V249H220V250H223V252H225L226 253V251L225 250H227V252H229V254L231 253V252H234V253H236V250L237 251H241V250H238V249H241L240 247H236V248H233L234 246L233 245H235V244H237L238 242H236L237 240H239L240 239V237H242L243 238V236H241V235H238V237H237V234H236V231H237V225L238 226H241L238 222H240V221H246L247 219H248V217H250L249 216V214L250 215H254V213L253 214H251V212L248 214V217L246 216V218L243 216V218L244 219H246V220H244L243 218H242V216L240 215V217H241V219H243V220H238V218H239V212H238V210L239 209H237V208H235L236 207V205L234 206L232 203L233 202H230L231 201V198L233 197V199H235V198H237V197H239L240 198V196H237V197H235V195H238L239 193L238 192H236L237 191V186H236V184H239V181L242 183L244 180H242L244 177V175H248V177H249V174L250 173H247V168H248V166H250V165H252L253 164V166H254V164H257L258 162H259V164L260 165H258V166H261V168L264 170V145H262V144H259V142L260 141H258V143H256V141H255ZM77 141H78V143H77ZM105 141H108V142H105ZM154 141H155V139H154ZM195 141V140H194ZM261 141H263L262 143H264V139H262ZM66 142V141H65ZM93 142V145H94V143L96 142L97 144H98V147H96V145L94 146L95 148H97V149H95L93 146V149L90 147V145H91V143ZM105 142V143H104ZM135 142H133V143H135ZM148 142V141H147ZM150 142V141H149ZM152 142V141H151ZM225 142V143H226ZM67 143V144H68ZM120 143V144H119ZM122 143V144H121ZM123 143H124V145H123ZM132 143V144H133ZM153 143V142H152ZM131 144V145H132ZM150 144V143H149ZM196 144V143H195ZM71 145V144H70ZM120 145L122 146V148L121 149H119L120 148ZM193 145V144H192ZM86 146H88V147H86ZM136 146H138V145H136ZM135 146V147H136ZM147 146V145H146ZM153 146V145H152ZM177 146V147H176ZM127 147V146H126ZM149 147V146H148ZM151 147V146H150ZM154 147V146H153ZM153 147H151V153L155 150H152V148ZM175 147V148H174ZM191 147V146H190ZM195 147V146H194ZM196 147H201V146H196ZM195 147V148H196ZM56 148V147H55ZM61 148V147H60ZM59 148V149H60ZM64 148H65V145H64ZM75 148V149H74ZM87 148L89 149V148H91L90 150H87ZM128 148V147H127ZM127 148H125L126 150H128ZM57 149H58V147H57ZM67 149V148H66ZM65 149V150H66ZM95 149V150H94ZM135 149V148H134ZM134 149H132V150H134ZM149 149V148H148ZM178 149V150H177ZM189 149V148H188ZM197 149V148H196ZM200 149V148H199ZM70 152L72 151V149H68ZM75 150V151H74ZM131 150V151H132ZM136 150V149H135ZM136 150V151H137ZM147 150V149H146ZM187 150V149H186ZM201 150V149H200ZM68 151V153H70ZM99 151V152H100ZM125 151V150H124ZM123 150H122V152H124ZM130 151V152H131ZM145 151V150H144ZM144 151H142V152H144ZM148 151H150V149L148 150ZM175 151H177L176 153H175ZM180 151V152H179ZM185 151V150H184ZM184 151H182V152H184ZM58 151H56L55 153H54V156H52V157H58L59 155H60V153H59V155H58V153H57ZM83 152V153H82ZM122 152L121 153H119V154H122ZM129 152V153H130ZM135 151H133L132 153H134ZM139 152L136 154L137 156L139 155ZM186 152V151H185ZM185 152L183 153V156H186V154H185ZM46 153V152H45ZM52 153V152H51ZM63 153V152H62ZM90 153V152H89ZM94 154H90V156H91V158H93L92 157V155L93 156H95V152H93ZM131 153V154H132ZM145 153H148V156H149V153L150 152H145ZM194 153V152H193ZM65 154H67V153H63V155H65ZM96 154H98L97 153V151H96ZM119 154H118V156H119ZM134 154V155H135ZM185 154V155H184ZM71 155V154H70ZM74 155L72 156L71 155V157H74ZM62 156V155H61ZM118 156H115V157H118ZM122 156V155H121ZM120 156V157H121ZM130 157H132L131 155H129ZM129 156L127 157L128 159H130L129 158ZM179 156V155H178ZM182 156V155H181ZM191 156V155H190ZM63 157V156H62ZM67 157H68V159H71V158H69V154L67 155ZM67 157L65 158V160H67ZM81 157V158H82ZM114 157V156H113ZM136 157V156H135ZM192 157V156H191ZM191 157H190V159H191ZM196 157V155H194V158ZM198 157V156H197ZM2 157L0 156V159H1ZM13 158H15V157H13ZM80 160H79V159ZM134 158V157H133ZM137 158V157H136ZM140 157L138 156V159H139ZM193 158V157H192ZM193 158V160H195ZM113 158H111L110 160H112ZM115 159V160H114ZM113 160L115 161V162H119L116 158H114ZM175 159V160H174ZM188 159H189V157H188ZM51 160H53V158L51 159V156H50V160L49 161H51ZM55 160V159H54ZM53 160V161H54ZM64 160V161H65ZM91 160H93V159H91ZM133 160H136V159H133ZM68 161V162H67ZM66 161V163L69 165V162H70V160H67ZM113 161V162H114ZM130 161V160H129ZM132 161V160H131ZM174 161V162H173ZM177 161V160H176ZM196 161V160H195ZM56 162V161H55ZM115 162H114V164H115ZM132 162H134V161H132ZM136 162H138V163H136ZM136 162H134L135 164V166H138V168H139V165H141V163H142V161L140 160V161H136ZM139 162H140V164H139ZM173 162V163H172ZM189 162H191V160H189ZM192 162H194V161H192ZM59 163V162H58ZM186 163V162H185ZM54 164V163H53ZM60 164V163H59ZM120 164V163H119ZM127 165L128 164H130L129 162H128V160H127V163H126ZM125 164V165H126ZM172 164V165H171ZM173 164H175L176 166H178V167H176L177 169H176V171L174 172V165ZM193 164V163H192ZM196 164V163H195ZM44 165V164H43ZM42 165V166H43ZM55 165V164H54ZM85 165V166H86ZM116 165V164H115ZM118 165V164H117ZM116 165V166H117ZM121 165V164H120ZM120 165L118 166V167H116V169L117 168H119L120 167ZM126 165V166H127ZM133 165V166H134ZM183 165H185V164H183ZM66 166V165H65ZM70 166H71V163H70ZM75 166H76V168H77V166H78V164H75ZM75 166H74V169L76 170V168H75ZM81 166H80V168H81ZM126 166L124 167L125 169L124 170H126ZM134 166V167H135ZM21 167V166H20ZM55 167H56V165H55ZM63 168H64V166H62ZM61 167V165H60V167H59V169H61L62 168ZM67 167V166H66ZM193 167V166H192ZM203 167H205L206 168V166L204 165ZM208 167V166H207ZM211 167V166H210ZM213 168H214V166H212ZM256 167V166H255ZM14 168H15V166H14ZM61 169L62 171L64 170V169ZM69 168H71V167H69ZM122 167H120L119 169H121ZM130 168H132L133 169V167L130 165H128V170H126V171H124L123 170V173L125 174V178L123 179V180H121V182L122 181H127V171H131L130 170ZM137 167H136V169H138ZM183 168V167H182ZM209 168V167H208ZM250 168V167H249ZM248 168V169H249ZM251 168H253V167H251ZM261 168L259 167L258 168V170H260L259 172H261ZM54 169L55 168H53V171H54ZM58 169V170H59ZM66 169V168H65ZM79 169V168H78ZM78 169H77V172L76 171H71V173H73V175H74V172H76V173H78ZM81 169H83V168H81ZM84 169H86V168H84ZM86 169V170H87ZM88 169V170H89ZM101 169V170H100ZM119 169H117V173H119L120 171H119ZM146 169V168H145ZM194 169V168H193ZM193 169H192V171H193ZM210 169V168H209ZM254 169V168H253ZM29 170V169H28ZM80 170V169H79ZM87 170V171H88ZM103 170V171H102ZM182 169H179L178 171H181ZM184 170V169H183ZM183 170L179 173V172H177V173H179L178 175H179V178H180V175L181 174H183L182 172H183ZM250 170V172H251V169H249ZM60 171V170H59ZM59 171H58V173H59ZM84 170H82V171H79V173H82ZM98 171V172H97ZM136 171V170H135ZM189 171H191V170H189ZM191 171V172H192ZM198 171V170H197ZM254 171H256V169L254 170ZM56 173H57V171H55ZM61 172V171H60ZM68 172H69V170H68ZM68 172H66L65 171V173H67V176H69V178H70V175H68ZM95 172H97L96 174L97 175H95ZM141 170H140V174H141ZM144 172V171H143ZM186 172H188V171H186ZM257 173H258V171H256ZM55 173V174H56ZM64 173V172H63ZM62 173V174H63ZM65 173H64V175H65ZM122 173V172H121ZM254 173V172H253ZM257 173H255V174H257ZM61 174V175H62ZM70 174V173H69ZM100 174V173H99ZM129 174H130V172H129ZM192 174V173H191ZM203 174V173H202ZM259 174V173H258ZM72 175V174H71ZM83 175H86V174H83ZM83 175H81L82 176V179H83ZM104 175H103V177H104ZM132 175V174H131ZM193 175V174H192ZM252 175H254V174H252ZM251 175V176H252ZM79 176H80V174H79ZM78 176V177H79ZM87 176V175H86ZM91 176V177H92ZM129 176V175H128ZM133 176V175H132ZM177 178H176V177ZM189 176V175H188ZM199 176H201V174L199 175ZM204 176H206V174H204ZM255 177L254 178H256V175H254ZM52 177V176H51ZM92 177V178H93ZM98 178L97 179H99L98 180V182H97V180H96V182H94V183H96V186H95V184H93V186H95V187H98V186H100V187H102L101 186V182L100 181H106V179L104 180V179H101L100 180V178H99V175L97 176ZM101 177H102V174H101ZM241 177H242V179H241ZM75 178H76V176H75ZM75 178H74V181H75ZM85 178V177H84ZM111 178V179H110ZM176 178V179H175ZM189 178H191V177H189ZM194 178V177H193ZM251 177H249V179H250ZM254 178L252 179V181L254 180ZM81 178H80V180H82ZM94 179V178H93ZM115 180L116 182H114L113 183V181H112V183H108V182H106V184H107V186H106V184H104V187H105V189H106V187H107V189H109V191H110V189H113V188H110V187H112V185L114 186V184L116 183V185L114 186L115 188H116V186L118 185V184H122V183H119L118 182V180ZM126 179V180H125ZM192 179V178H191ZM241 179V180H240ZM79 180V179H78ZM84 180V179H83ZM87 180V182H88V180L89 179H87V178H85V181ZM133 180V178L131 179V181ZM136 180V181H137ZM176 180V181H175ZM179 180H181V179H179ZM203 180V179H202ZM246 180V179H245ZM77 181V180H76ZM85 181H82V183L84 184L85 183ZM142 181V180H141ZM140 180H138L137 182L139 183V182H141ZM186 181H187V179H186ZM189 181H191V180H189ZM187 182V183H190V182ZM249 181H251V180H249ZM81 182V181H80ZM128 182H130V180H128ZM247 182V181H246ZM245 182V183H246ZM60 183H61V181H60ZM82 183H80L81 185H79V187H81L83 184ZM91 183H93L92 181H91ZM97 183H99V185L97 184ZM103 183H105V182H103ZM103 183H102V185H103ZM138 183H136L137 185H138V187H137V189L136 190H139V191H141L142 190V188H139V185L140 184H142L143 182H141L140 184H138ZM174 183H175V186L176 187H174ZM240 183V184H241ZM248 183V187H250V185H249V182H247ZM258 183V182H257ZM87 184V183H86ZM88 184H89V186H90V182H88ZM87 184V185H88ZM108 184H109V186H108ZM126 184V183H125ZM124 183L122 184V186H124L125 185ZM129 184V183H128ZM134 184H135V182H134ZM184 184V183H183ZM182 184V185H183ZM197 184V183H196ZM244 184V183H243ZM251 184H252V182H251ZM24 185V184H23ZM86 185V187H88ZM98 185V186H97ZM133 184L131 183L130 184V186H132ZM185 185H187V184H185ZM189 185H191V183L189 184ZM259 185H260V183H259ZM29 186V185H28ZM72 186H74L73 184H72ZM92 186V185H91ZM90 186V187H91ZM126 186V190H124V187H121L119 190L123 193H125L126 194V192L128 191V192H131V189L133 188V187H131V189H130V186H127V185H125ZM134 186V185H133ZM196 186H198V184L196 185ZM195 186V187H196ZM240 186L241 185H239V188H240ZM245 186V185H244ZM244 186H243V188L241 187V189H244ZM24 187V186H23ZM85 187V185H84V187L82 186V189L83 188H86ZM100 187H98V188H96V189H99ZM109 187V188H108ZM142 187V186H141ZM246 188H247V186H245ZM68 188V187H67ZM75 188V186L73 187V189ZM92 188H94V187H92ZM139 188V189H138ZM245 188V189H246ZM91 189V188H90ZM105 189H103V190H100L99 189V191H97V192H102V191H104ZM107 189H106V191H107ZM122 189V190H121ZM181 189H183V188H181ZM180 189V190H181ZM185 189V188H184ZM183 189V192L185 191ZM190 189V188H189ZM194 189V188H193ZM241 189H240V191H241ZM48 190V189H47ZM51 190V189H50ZM77 190L78 191H80L81 193H83V191L82 190H80V188L78 189L77 188ZM89 190V189H88ZM87 190V191H88ZM95 190V189H94ZM174 190H177V191H174ZM73 191V190H72ZM77 191V193H79ZM85 191V190H84ZM120 191H118V190H114L113 189V192H117L116 194H112V195H115V197H113V200H116V201H119V199H120V197H124V196H128L127 194L125 195L124 193L123 194H121L120 195ZM126 191V192H125ZM239 191V190H238ZM245 191V190H244ZM251 191V190H250ZM50 192V191H49ZM60 192V191H59ZM61 192H62V190H61ZM68 192H70V191H68ZM86 192V191H85ZM105 192V191H104ZM104 192H102V195L99 197V198H101L104 194ZM111 193H112V190L110 191ZM181 192H182V190H181ZM181 192H179V193H181ZM76 192H74V194H75ZM76 193V194H77ZM106 193V192H105ZM110 193V194H111ZM132 193L134 194V192L132 191ZM132 193H128V194H132ZM178 193V194H179ZM185 193H186V191H185ZM241 193H243V191L241 192ZM241 193L239 194V195H241ZM5 194V193H4ZM50 194V193H49ZM66 194V193H65ZM73 194V193H72ZM71 194V195H72ZM73 194V195H74ZM75 194V195H76ZM84 194V197H85V193H83ZM132 194V195H133ZM195 194V195H194ZM246 194H247V192H246ZM249 194V193H248ZM250 194H251V192H250ZM67 195L70 197L71 195H69L68 193L66 194V197H67ZM72 195V196H73ZM78 195V194H77ZM79 195H80V193H79ZM78 195V198H77V196H75L77 199H76V201L74 200V202H77V200L79 199V202H78V204L80 203V196ZM88 195V194H87ZM108 195H109V193H108ZM117 195V196H116ZM182 195H184L183 193H182ZM185 195H187V193L185 194ZM184 195V196H185ZM198 195H202V196H199V197H197ZM252 195V194H251ZM7 196V195H6ZM89 196V195H88ZM111 196V195H110ZM176 196V195H175ZM175 196H174V199L173 200H175ZM178 196H180V198H181V195H178ZM191 196V197H190ZM196 196V197H195ZM242 196V195H241ZM247 196V195H246ZM246 196H243V198L245 197L246 198ZM58 197V196H57ZM69 197H67V199H68V202H65L64 201V203L66 204V207H70V206H73L74 205V207H75V204H69V202L70 201H72V200H70L71 199V197H70V199H69ZM98 197V196H97ZM105 197H108L107 196V193H106V196ZM186 197V196H185ZM235 197V198H234ZM33 198V197H32ZM43 198V197H42ZM55 198V197H54ZM53 198V199H54ZM62 198H64V197H62ZM103 198V197H102ZM169 198H170V203H169V201H168V203H169V205L167 206V200H169ZM176 198H178V197H176ZM251 198V197H250ZM48 199V198H47ZM50 199V198H49ZM66 199V200H67ZM73 199H75V198H73ZM104 199V198H103ZM109 199H111V201H112V198H110L109 197ZM109 199H108V201H106V202H109V204H111L110 203V201H109ZM182 199V198H181ZM187 199V200H188ZM233 199H232V201H233ZM241 199V198H240ZM255 199V198H254ZM51 200V199H50ZM62 200V199H61ZM81 200H83V198L81 199ZM92 200V199H91ZM104 200H107V199H104ZM135 200V201H136ZM177 200H179V199H177ZM176 200V202H178ZM236 200H238V199H236ZM251 200V202H252V199H250ZM45 201H47V200H45ZM85 201L87 202V200H86V198H85ZM115 201V202H116ZM180 201V200H179ZM183 201H184V199H183ZM185 201H186V198H185ZM191 201H186V202H190L191 203ZM235 201V200H234ZM240 200H238V202H239ZM16 202V201H15ZM39 202V201H38ZM84 202V201H83ZM90 202V201H89ZM99 202H101V201H99ZM113 203L111 204L112 206L113 205H115V203H114V201H112ZM122 202V203H123ZM174 202V201H173ZM172 202V203H173ZM180 202H182V201H180ZM185 202V203H186ZM232 204V206L230 205V203ZM244 202V201H243ZM255 202H256V200H255ZM41 203V202H40ZM68 203V204H67ZM71 203V202H70ZM81 203H82V201H81ZM105 203V202H104ZM155 203H158V205H161V206H163V208L165 207V206H167V210L168 211H166V207H165V211H163V209H161L162 210V212L161 211H150L149 210V207L152 205V204H155ZM179 203V202H178ZM177 203V204H178ZM184 202H182V204H183ZM247 203V202H246ZM35 204V203H34ZM43 204H45V202L43 203ZM48 204V203H47ZM174 204V208H175V203H173ZM181 204V205H182ZM41 205H42V203H41ZM40 205V206H41ZM69 205V206H68ZM81 205V204H80ZM96 205V204H95ZM101 205H103V203L101 202ZM120 205V204H119ZM124 205L122 204L121 206V208L120 207H118V204L115 206V207H118V210L119 209H123V207H124ZM127 205H125V206H127ZM158 205H152L151 207H154L155 206V209L157 210L158 209ZM184 205V204H183ZM190 205H192V203L190 204ZM242 205L243 204H241V206L238 204V206H240L241 208H242ZM245 205V204H244ZM243 205V206H244ZM248 205V204H247ZM87 206H89V205H87ZM104 206V205H103ZM106 206V205H105ZM104 206V207H105ZM157 206V207H156ZM178 206H179V204H178ZM193 206V205H192ZM192 206L191 207H189V208H192ZM195 206V205H194ZM200 206V207H201ZM249 206V205H248ZM253 206V205H252ZM257 206V205H256ZM264 205H261V207H259V208H262ZM43 207V206H42ZM77 207V206H76ZM84 207V206H83ZM83 207L81 206L80 208H82L83 209ZM99 207H100V205H99ZM104 207H102L103 209H105ZM107 207V206H106ZM110 207V206H109ZM114 207V206H113ZM183 207V206H182ZM199 207V208H200ZM239 207V208H240ZM21 208V207H20ZM79 208V209H80ZM86 208V207H85ZM112 208V207H111ZM129 208V207H128ZM128 208H125L124 207V209L127 211L128 210ZM173 208V209H174ZM178 208V207H177ZM181 208V206L179 207V209ZM185 208V205H184V207H183V209ZM193 208H196V207H193ZM248 208V207H247ZM59 209V208H58ZM70 209H74V208H70ZM81 209V210H82ZM113 209V208H112ZM151 209V208H150ZM170 209H172V207L170 208ZM198 209V208H197ZM263 209H264V207H263ZM76 210V209H75ZM100 211H102L101 209H99ZM107 210V209H106ZM115 210H116V208H115ZM125 210H122V211H125ZM184 210H186V211H188L187 209H184ZM196 210V209H195ZM242 210V209H241ZM260 210H262V209H260ZM129 211V210H128ZM177 211V213H178V209L176 210ZM183 211V210H182ZM201 211V212H202ZM207 211H206V213H207ZM240 211V210H239ZM243 211V210H242ZM111 212V211H110ZM117 212V211H116ZM171 211H169V213H170ZM184 212V211H183ZM189 212H192L191 210L189 211ZM247 212V211H246ZM249 212V211H248ZM262 212V211H261ZM72 213V212H71ZM78 213H79V211H78ZM77 213V214H78ZM81 213V212H80ZM113 213V212H112ZM111 213V214H112ZM118 213V212H117ZM209 213H207V215L209 214ZM256 213V212H255ZM42 214V213H41ZM43 214H45V213H43ZM84 214V213H83ZM82 214V215H83ZM110 213H109V216L111 215ZM115 214V213H114ZM195 214V213H194ZM201 214V213H200ZM243 214V213H242ZM247 214V213H246ZM258 214V213H257ZM264 214V211H263V213H262V215ZM2 215V214H1ZM0 215V216H1ZM46 215H47V212H46ZM45 215V216H46ZM60 215V214H59ZM58 215V216H59ZM118 215V214H117ZM196 216H197V211H196V214H195ZM194 215V216H195ZM203 215V214H202ZM256 215V214H255ZM254 215V216H255ZM78 216V215H77ZM79 216H81V214H79ZM106 216V215H105ZM121 217H122V215H120ZM126 216V217H125ZM193 216V217H194ZM195 216V217H196ZM253 216V217H254ZM35 217H36V215H35ZM53 217V216H52ZM60 217H64V216H60ZM72 217V216H71ZM76 217V216H75ZM132 217H133V215H132ZM191 217H192V214H191ZM198 218H200L199 216H197ZM196 217V219L195 218H193V219H195V220H199L198 218ZM252 217V216H251ZM17 218V217H16ZM31 218V217H30ZM47 219L48 218H50V217H46ZM65 218V217H64ZM77 218V217H76ZM107 218H108V216H107ZM129 218H131V217H129ZM177 218H178V216H177ZM256 218V217H255ZM261 218L263 219V221L261 220ZM33 219H35V218H33ZM52 219V218H51ZM59 219V218H58ZM61 219V218H60ZM66 219V218H65ZM72 218H70L69 217V220H71ZM101 219V218H100ZM179 219V218H178ZM200 219H202V218H200ZM254 219V218H253ZM31 220V219H30ZM37 220V219H36ZM39 221H40V219H38ZM38 220H37V223H38ZM54 220H56V218L54 219ZM54 220H52V221H54ZM73 220V219H72ZM71 220V221H72ZM92 220V219H91ZM93 220H97V218H95V216H94V219ZM99 220V219H98ZM109 219H107V223H104V224H106L107 226L109 225L110 226V223L112 224V222H110V221H108ZM113 220V219H112ZM117 220L119 221V216H118V218H117ZM123 220H125V221H123ZM177 220V219H176ZM175 220V221H176ZM182 220V219H181ZM203 220V219H202ZM205 220H206V215H205ZM204 220V221H205ZM238 220V221H237ZM259 220V219H258ZM44 221V220H43ZM57 222H59V220H56ZM62 221V220H61ZM60 221V222H61ZM81 221V220H80ZM105 221V220H104ZM184 221H185V219H184ZM203 221V222H204ZM251 222H252V219L250 220ZM249 221V222H250ZM264 222V216H261L260 217V222ZM1 222V221H0ZM36 222V221H35ZM57 222H56V224H57ZM64 221H62V224H63V226L66 224L67 225V222H66V220H65V223H63ZM70 222V221H69ZM73 223H74V221H72ZM75 222H78L79 223V221L77 220V221H75ZM93 223H94V225H96V227H95V229H93V223H92V228L91 229H93L92 231H93V233L97 230V229H99L98 231H97V233L98 234H102L103 235V232L104 231H107L108 232V228H107V230H106V228H105V230L103 229V227H105V225H103V223L101 222V220L100 221H92ZM106 222V221H105ZM110 222V223H109ZM126 222V223H125ZM177 222H179V220H177L175 223H176V225H177ZM199 223H201L200 221H198ZM207 222V225H208V221H206ZM210 222V221H209ZM250 222V223H251ZM32 223V222H31ZM54 223V222H53ZM81 223V222H80ZM109 223V224H108ZM113 223H114V221H113ZM119 223V222H118ZM119 223V224H120ZM180 223V222H179ZM186 223V222H185ZM184 223V224H185ZM205 223V222H204ZM241 223V222H240ZM243 223H245V222H243ZM253 223H255L254 222V220H253ZM257 223V222H256ZM259 223V222H258ZM52 225L51 227H49L48 226V228H47V225H44V227L46 226V228H43V227H41V228H43L42 230L43 231H41V232H43V238H41L42 240L40 241V243H38V245L37 246H39V248L37 247V246H35V249H33L31 252L33 253V251H35V252H37L36 250L37 249H39L38 250V256H39V254H40V258L42 259H40L39 257V259L41 260L40 262H41V264H68L69 263V261H70V258L71 257H73L72 255L75 253L74 251H76V256L74 255V258L76 257H79L78 256V252L80 253V252H84V247H85V245H86V248H87V246H88V244L89 243H93V242H89L90 241V239H91V237L93 238L94 236L95 237H97V235H93L92 234V232H90L91 231V229L90 230H88L92 235L91 236H88V235H86L87 233H85V231H83V232H81V233H83V234H85L84 236L81 234V233H79L81 236H82V238H80L81 239V242H79V234H77L78 232L76 231V230H74L73 229V231H75V233L77 234V236L76 237H78L77 239H76V237H74V232L72 233V231L70 230L71 229V225L68 223V225H67V227L66 226H64V228H66L65 230H64V228H63V226L62 227H60L59 228V226L61 225V223L60 224H58V225ZM77 224V223H76ZM115 224V223H114ZM171 224H172V226H171ZM181 224V223H180ZM184 224H181V225H184ZM188 224V223H187ZM198 223H196V225H197ZM247 224H248V220H247ZM261 224V223H260ZM83 225V224H82ZM113 225V224H112ZM117 225V227H118V224H116ZM116 225H115V227H116ZM130 225V226H131ZM180 225V226H181ZM205 225V224H204ZM211 225V226H212ZM262 225V224H261ZM264 225V224H263ZM56 226V229H57V231H56V229H54V230H51L53 227H55ZM76 226H78V224L76 225ZM102 226V227H101ZM121 226L123 227V224H121L120 225V228H121ZM178 226V225H177ZM177 226H174V232L172 231V233H174V235H176L177 234V230L176 229H178V227ZM193 226V225H192ZM198 226V225H197ZM209 226H210V224H209ZM208 226V227H209ZM249 226V225H248ZM252 226V225H251ZM251 226H250V228H251ZM256 226H257V224H256ZM255 226V227H256ZM259 226V225H258ZM88 227V226H87ZM86 227V228H87ZM89 227H88V229H89ZM111 227V226H110ZM116 227V228H117ZM177 227V228H176ZM205 227H207V226H205ZM220 227V228H219ZM264 227V226H263ZM12 228H13V226H12ZM63 228V229H62ZM72 228H73V226H72ZM102 229V231L103 232H99L101 229ZM112 228V227H111ZM119 228V229H120ZM176 228V229H175ZM181 228V227H180ZM201 228V227H200ZM202 228H204L203 227V225H202ZM212 228H215V226L213 227H211L210 229L212 230ZM239 229H240V231L242 232L243 231V226L242 227H238ZM25 229V228H24ZM34 229V228H33ZM60 229V230H59ZM124 229V228H123ZM127 229V228H126ZM125 229V230H126ZM187 229V228H186ZM209 229V230H210ZM246 229V228H245ZM260 229V228H259ZM259 229H257L258 230V232H259ZM21 230V229H20ZM46 230V231H45ZM59 230V231H58ZM62 230V232H60ZM67 230V231H66ZM78 230V229H77ZM79 230H80V228H79ZM84 230V229H83ZM111 231L112 230H115L114 228L113 229H110ZM116 230H118V229H116ZM115 230V232H117ZM125 230H123V231H125ZM128 230V229H127ZM130 230V229H129ZM173 230V229H172ZM181 230H183V229H181ZM205 230H206V228H205ZM205 230H203L202 231V229H201V231L202 232H204V233H208L207 231L205 232ZM210 230V231H211ZM257 230H256V232H257ZM260 230H262V229H260ZM71 232V234H70V232ZM121 231V230H120ZM119 231V232H120ZM168 231H170V230H168ZM186 231V230H185ZM201 231H200V233H201ZM250 231H252V229L250 230ZM249 231V232H250ZM58 232V233H57ZM107 232H105L106 234H107ZM114 232V231H113ZM126 232H123V234H127ZM178 232H180V229H179V231ZM225 232H226V234H225ZM241 232H237V233H239V234H241ZM253 232V231H252ZM255 232V231H254ZM252 233V236H254V234L255 235H258L256 232L255 233ZM15 233V232H14ZM61 233L62 234H70L71 235V237H72V240L74 241H72L70 238V236H68V238L66 237H64L65 235H61ZM97 233H95V234H97ZM110 233V232H109ZM108 233V234H109ZM118 233V232H117ZM170 233V235H169V237L171 238L172 237V240H174V243H175V240H176V238L174 237V235L173 236H171V231L169 232ZM176 233V234H175ZM181 233V232H180ZM187 233V232H186ZM214 233V234H213ZM243 233V232H242ZM244 233H246V232H244ZM251 233V232H250ZM100 234V235H101ZM262 234V233H261ZM1 235V234H0ZM14 235V234H13ZM105 235V234H104ZM119 235V234H118ZM120 235H121V233H120ZM179 235H181V234H179ZM183 235V234H182ZM185 235V234H184ZM197 235H198V233H197ZM204 235V234H203ZM206 235V234H205ZM216 235V236H217ZM226 235V236H225ZM59 236H61L60 238L61 239H59ZM90 237V238H88V237ZM125 236H121V237H125ZM167 236V237H166ZM216 236H211V238L212 239H210V241L211 240H213V238H217ZM220 236H223V240L224 241H222V238L220 237ZM224 236H225V238H224ZM235 236H236V238H238L237 240H235ZM259 236V235H258ZM257 236V237H258ZM7 237V236H6ZM17 237V236H16ZM62 237L64 238L63 240H65V239H68V240H70V241H72L73 242V244L75 245V239H76V245H75V247L77 246V245H79V244H81L80 246H82V247H78L79 249H74L72 246V242L71 243H69L68 241L66 242V240L65 241H62L61 242V240H62ZM70 237V238H69ZM85 237H87L86 239L87 240H85V241H83L84 240V238ZM98 237H100V236H98ZM104 237V236H103ZM102 237V238H103ZM113 237H116L115 235L113 236ZM112 237V238H113ZM120 237V236H119ZM120 237V238H121ZM126 237V239L125 240H127L128 238ZM167 238V239H169L170 240V238ZM179 237H181V236H179ZM178 237V238H179ZM198 237V236H197ZM197 237H195V241H196V238ZM200 237V236H199ZM249 237V236H248ZM247 237V238H248ZM26 238V237H25ZM34 238V237H33ZM111 238V239H112ZM117 238V237H116ZM175 238V239H174ZM192 238V237H191ZM207 238H210V236H207ZM206 238V239H207ZM254 238V237H253ZM259 238H260V240H259ZM259 238H255V239H257V240H259V243H260V241H261V245L257 248V251H254V250H256V249H253V251H254V253L256 252V254L257 255H255L254 253V255L256 256V257H254V255H253V259H254V261H255V259H256V261L255 262H249V261H253V259L252 260H249L248 261V259L249 258H245V257H247V256H245L244 257V255L245 254H243L242 255V253L239 255L238 253H236V254H234L235 255V257H234V255L233 254H230V255H232L234 258H232V261H233V259H234V263H232V261H230L232 264H241L243 261H244V259H247V262L249 263V264H264V252H263V249H264V247H262V243L264 242L262 239H261V237H259ZM7 239V238H6ZM17 239V238H16ZM99 239H101V238H98L97 239V241L99 240ZM122 239V238H121ZM128 239V243L130 242V240ZM142 239H143V241H142ZM180 239H182V238H180ZM201 239H202V237H201ZM206 239H205V241H206ZM213 240V243L215 242L216 243V245H215V243H214V245H213V243H212V245L213 246H215V247H220L221 246V243L220 242H216V240ZM29 240V239H28ZM89 240V241H88ZM94 241H95V239H93ZM93 240H91V241H93ZM172 240L170 241L171 243H173L172 242ZM193 240V239H192ZM199 241H200V239H198ZM197 240V242H199ZM203 240V239H202ZM207 240H209V239H207ZM256 240V241H257ZM1 241H4V240H0V243H1ZM18 241V240H17ZM86 241H87V244H86ZM96 241V242H97ZM124 241V240H123ZM194 241V243H196ZM246 241H247V239H246ZM263 241V242H262ZM82 242H84V244H82ZM99 242V241H98ZM126 242V241H125ZM163 242H164V240H163ZM169 242V243H170ZM177 242L178 241H176V244L175 245H177ZM182 242V241H181ZM180 242V243H181ZM201 242V241H200ZM206 242H208V241H206ZM212 242V241H211ZM234 242H236L235 244H233ZM242 242V241H241ZM253 242V241H252ZM3 243V242H2ZM7 244L9 243V242H6ZM125 244V249L127 248V249H129V247L128 246H130L131 247V245H129V244ZM141 243H143V244H141ZM166 244L168 243V240L165 242ZM251 243V242H250ZM258 243V242H257ZM13 244V243H12ZM17 244V243H16ZM19 244V243H18ZM34 244V242H32V245ZM94 244H95V242H94ZM98 244V243H97ZM97 244H95V245H97ZM110 244V243H109ZM108 244V245H109ZM120 244L122 245L123 243H121L120 242ZM137 244V245H136ZM183 244H185L184 242H183ZM182 244V245H183ZM205 244V243H204ZM217 244H220L219 246L217 245ZM233 244V245H232ZM239 244V243H238ZM237 244V246H239ZM92 245V244H91ZM90 245V246H91ZM95 245L93 246H91V249H93L94 250V247H95ZM114 245V244H113ZM172 245V244H171ZM199 244H197V246H198ZM209 245H210V243H209ZM255 245V244H254ZM264 245V244H263ZM6 246V245H5ZM4 244L2 245H0V249L2 250V249H4ZM8 246H9V244H8ZM89 246V247H90ZM116 246V245H115ZM115 246H113V247H115ZM124 246V245H123ZM163 246V245H162ZM170 246V245H169ZM173 246V245H172ZM196 246V247H197ZM200 246V245H199ZM198 246V247H199ZM205 246V245H204ZM207 246H208V243H207ZM230 246H233V247H230ZM247 246V245H246ZM245 246V248H247ZM258 246V245H257ZM10 247V246H9ZM12 247V246H11ZM29 247H30V245H29ZM37 247V248H36ZM89 247H88V249H89ZM105 247H107V245L105 246ZM110 247H111V245H110ZM136 247H134V248H136ZM167 247H168V244H167ZM171 247V246H170ZM174 247V246H173ZM182 247V246H181ZM206 247V246H205ZM210 247V246H209ZM215 247H214V250H212V253H214L216 250H215ZM254 247V246H253ZM34 248V247H33ZM74 249V251H73V249ZM85 248V249H86ZM97 248V247H96ZM116 248V247H115ZM115 248H111V249H109V248H107V249H109V253H108V257H111V253L112 252H114V249ZM133 248V249H134ZM139 248H137L138 249V251H139ZM178 249H176V246L174 247V249H176L175 251L177 252L178 250L180 251V249H179V247H177ZM200 248H201V246H200ZM210 248H212V246L210 247ZM230 248H233V250L231 249V252H230ZM251 248H252V245H251ZM20 249H21V247H20ZM20 249H17V250H20ZM24 249H25V247H24ZM83 249V250H82ZM90 249V251H92ZM98 249V248H97ZM104 249V248H103ZM106 249V250H107ZM126 249V250H127ZM185 249V248H184ZM236 249V250H235ZM0 250V253L2 252ZM12 250H14V249H12ZM81 250V251H80ZM96 250V249H95ZM99 250L100 249H98V252H99ZM113 250V251H112ZM130 250H132V249H130ZM162 252H160V251ZM181 250H182V248H181ZM200 250V249H199ZM218 250H219V248H218ZM247 250V249H246ZM246 250H245V252H246ZM250 250V249H249ZM4 251H5V249H4ZM2 252L3 253V255H7V253L8 252H10V250L8 249V250H6V251H8L7 253H5V252ZM25 251V250H24ZM89 251V250H88ZM100 251H102V249L100 250ZM110 251H111V253H110ZM125 251V250H124ZM174 251V252H175ZM183 251V250H182ZM197 251H198V249H197ZM204 252H205V250H203ZM214 251V252H213ZM243 251V250H242ZM241 251V252H242ZM251 251V250H250ZM260 251H262V252H260ZM23 251H21V253H22ZM30 252V251H29ZM30 252V253H31ZM70 252H73L71 255L70 254H68V253H70ZM94 253H95V255L97 254L96 253V251H93ZM93 252H91V253H93ZM134 252H136V250L134 249L133 250V253ZM161 253V254H163L162 256L161 255H159L158 253ZM168 252V251H167ZM174 252H173V254H174ZM185 252H186V250H185ZM209 252V251H208ZM245 252H243V253H245ZM258 252H259V255H262V256H259L258 255ZM5 253V254H4ZM13 253V252H12ZM11 253V254H12ZM82 253H80V254H82ZM85 253V252H84ZM86 253H88V252H86ZM94 253L92 254V255H94ZM130 253V252H129ZM180 253H181V251H180ZM179 253V254H180ZM191 253H193V252H191ZM212 253H211V255H212ZM220 253V257H221V259L223 260L224 258H222V257H229V254L228 255H226V254H224V253H222L221 251H219L218 252V254ZM240 253V252H239ZM248 253H250V252H248L247 251V254L246 255H248ZM89 254H90V252H89ZM127 255H128V253H126ZM138 254V253H137ZM142 254H139V255H142ZM160 256V257H158V255ZM166 254V253H165ZM169 254V253H168ZM164 255V258H166V256H168L169 257V255ZM173 254H170V255H173ZM178 254V255H179ZM186 254V253H185ZM197 254V253H196ZM199 254H200V252H199ZM198 254V255H199ZM224 256H223V255ZM250 254H252V253H250ZM22 254H20V256H21ZM70 255V256H69ZM91 255V254H90ZM91 255V256H92ZM94 255V256H95ZM118 256H119V253L117 254ZM116 255V256H117ZM133 255V258L135 257V254H132ZM176 255V254H175ZM175 255H173L174 256V258H175ZM198 255H195L194 254V256H197V259H198V262H197V259L195 258V262L194 261H192L193 262V264H197V263H199V260L200 259H202L201 258V255H199V257L200 258H198ZM208 255V253H206V256ZM209 255H210V253H209ZM208 255V259H215V257H216V255H217V251L215 252V256L213 257V256H209ZM242 255V256H241ZM7 256H9L10 257V255L8 254ZM15 256V255H14ZM19 256V255H18ZM97 256V255H96ZM112 256H113V254H112ZM116 256H113V257H115V258H113V257H111L112 259H116L117 261H118V256H117V258H116ZM177 256V255H176ZM186 256V255H185ZM192 256V255H191ZM219 256H217L216 258H218ZM252 256V255H251ZM250 256V257H251ZM257 256L259 257V258H257ZM3 258H6L5 256H2ZM35 257H37V256H35ZM86 257H89V256H86ZM107 257V259H108V263H109V259H110V261H111V258H108ZM190 257V256H189ZM227 257V258H228ZM231 257V256H230ZM248 257H249V255H248ZM1 258V257H0ZM2 258V259H3ZM13 258V257H12ZM22 258H25L24 260L25 261H27L29 258H30V256L29 255H26L25 257H23V255H22V257L20 258V259H18L19 260V262H17V264H22V262H24V260L22 259ZM122 258V257H121ZM129 258V257H128ZM140 258V257H139ZM160 258H162L161 260H162V262H164V263H162L161 262V260H159ZM179 258V257H178ZM191 258V257H190ZM226 258V259H227ZM7 259V258H6ZM11 259V258H10ZM69 259V260H68ZM79 259V258H78ZM120 259V258H119ZM169 259H170V257H169ZM186 259V258H185ZM204 259H206V262H208L209 260L207 259V257L205 258V256H204ZM203 259V260H204ZM220 258L219 259H216V260H218L216 263H219V264H222L223 262H227V261H222ZM251 259V258H250ZM4 260V259H3ZM2 260V261H3ZM12 260H16V258L14 259H12ZM21 260H23L22 262H21ZM29 260H31V258L29 259ZM68 260V261H67ZM73 260H75V259H71V261H73ZM77 260V259H76ZM79 260H81V258L79 259ZM79 260H78V262H79ZM82 260H85V262H86V258H84V256H83V258H82ZM81 260V261H82ZM93 260V259H92ZM100 260V259H99ZM127 260V259H126ZM129 260V259H128ZM127 260V261H128ZM135 260H137V262L139 261L138 259H135ZM134 260V262L136 263V261ZM166 260V259H165ZM174 261H175V259H173ZM178 260V259H177ZM202 260V261H203ZM219 260H221L222 262L220 263L219 262ZM35 261V260H34ZM80 261V262H81ZM91 261V260H90ZM117 261L116 262H114V260H113V262L115 263V264H117ZM122 261H123V259H122ZM125 262V263H121V264H127L128 262ZM133 261V260H132ZM185 261H188V260H185ZM200 262L199 264H204V262ZM205 261V260H204ZM213 261V260H212ZM212 261L210 262L209 261V263L208 264H210V263H212ZM11 262V261H10ZM33 262V261H32ZM77 262V261H76ZM76 262H74V264L76 263ZM79 262V263H80ZM83 262V261H82ZM92 262V261H91ZM113 262H111L112 264H113ZM166 262V263H165ZM173 262V261H172ZM191 262V263H192ZM228 262H229V259H228ZM5 264L6 263H9V261L7 262H4ZM12 263V262H11ZM25 263V262H24ZM27 263V262H26ZM78 263V264H79ZM87 263V262H86ZM106 263V262H105ZM104 263V264H105ZM142 263V264H143ZM174 263V262H173ZM187 263V262H186ZM185 262H184V264H186ZM190 263V262H189ZM189 263H187V264H189ZM244 263V262H243ZM10 264V263H9ZM16 264V263H15ZM28 264H29V261H28ZM31 264H35V263H31ZM70 264H72V263H70ZM81 264V263H80ZM85 264V263H84ZM89 264V263H88ZM91 264H93V263H91ZM120 264V263H119ZM172 264V263H171ZM175 264H176V262H175ZM205 264H207V263H205ZM213 264V263H212ZM214 264H215V262H214ZM245 264H246V262H245Z\"/></svg>",
	"mask_w": 264,
	"mask_h": 264
}]
</instances>
